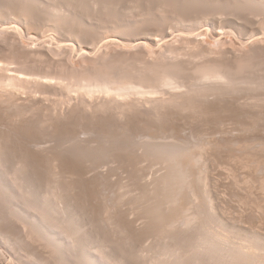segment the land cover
<instances>
[{"label": "rangeland", "instance_id": "rangeland-1", "mask_svg": "<svg viewBox=\"0 0 264 264\" xmlns=\"http://www.w3.org/2000/svg\"><path fill=\"white\" fill-rule=\"evenodd\" d=\"M5 1V0H4ZM12 1V0H11ZM27 1H28V5H30V4H32V7H31V5H30V7L27 5ZM38 1V2H37ZM60 1V0H59ZM59 1H55V0H24L23 2H22V0H13V2H10V0L8 1H5L4 3H3V0H0V68H1V70H0V79L1 80H3L2 82H6L7 83V81L6 80H8L7 79V77L8 76H11V75H14V76H19V77H21L22 79H24L25 80V85H17V86H13V85H7V84H5L4 85V83H0V153L1 154H3V152L5 151L6 153H8V155L6 154V156L8 157V161H10V162H8L6 165H7V168H11V171L13 170V168L15 169V170H13V174L11 173V175H17V174H23V173H26V169H27V172L29 171V172H31V170H32V173H33V175H35L36 173H38V175L37 176H46V178H43V180L45 181V180H47V182L45 181H43L42 180V184L43 185H41V188L43 189V190H45V191H47L46 189H55L56 188V190H53L54 192L56 191L57 193L55 194V195H53L52 197V199L53 200H55L56 199V202L58 201V199H60V195L62 196V197H64V195H67V196H70V198L71 197H75V199H74V202H75V204H77L78 205V207H76L77 208V212H79V209L80 208H82V209H80V213L82 212V214H79L81 217H82V220H84L85 218V221H82L81 220V218H80V222H82V223H80L79 221V223H78V225L79 224H81L82 226H83V224L86 222V223H88V225L85 223V225H86V229H82L81 230V235H83L82 237L80 236V238H82L83 239V237H85L84 236V234H82V232H83V230H85L86 231V233H87V229H89V230H92L91 231V233H93V234H90V231H89V233L86 235V237L87 238H90L91 236V238H90V240L89 241H91L93 238L94 239H96L95 238V234L96 233H98L100 236H102V237H105V238H111L112 240L110 241V242H112V245H114V247H115V249H117L116 250V252H117V255H121V253L122 252H124V251H126V252H124V253H129V251H127V250H125V248H127V249H129V250H131V249H134V251H135V253H136V244H138L137 243V241H138V239H140V238H136V236L137 235H139V232H141V231H139L140 229V224L143 226L144 225V227L145 226H147V224L145 225L144 223H146V222H143L142 220V222L140 221H138V223L136 222V223H133V225H131L132 227H127L126 225H125V223H123L122 222V216H123V214H124V210H125V205L123 206L122 204H124V203H122L121 204V200L119 199V198H117L116 196H117V193H118V189H120V188H118L117 189V187H119V186H121V184H119V183H123L125 180H123V181H119V180H121V177H122V179H124V175L126 174L125 172H124V169H123V174H121L122 173V170H120L121 171V173H120V171H116V170H119V168L120 169H122L123 168V166L125 165L126 166V164L125 163H127L128 161V163H130L131 161V163H134L135 161H137V159L138 158H136V160H134V159H131L130 157L132 156V154H138V153H134V150H133V153H132V150L131 149H129V150H125L124 148H119V146H121V144L122 143H124V142H126L127 140L129 141V139H127L128 137H129V135H134L135 133L137 134L138 132L137 131H140L141 132V134H142V131L144 132V134H145V132L148 130H150L151 132H148V134L149 133H151L152 135L155 133H158V136H159V134H160V132H162L165 128H166V130H164V133H165V131H166V135L168 136V137H166V140H168L167 138H169V136L170 135H172V134H168V133H171V129H172V131L174 130L175 132H177V133H175L174 135H172V137L173 136H175L176 134L178 135H180V133L182 134L180 137H183L184 138V136H185V140H195V142L194 141H191V143L193 142V143H196V141L198 142V141H200V142H203L204 141V139H205V141L204 142H207L208 144H206V145H208V147L205 145V147H206V149H207V151H205L206 149H204V154H205V156L206 155H208L209 154V156H206V157H208V158H205L206 159V161H207V165L205 166L206 168H204V164H206V163H204V162H202V163H200V164H197L196 165V163H195V167L193 166V165H191V167L193 168H189L190 170H189V172L191 171V170H193V172H194V175H193V172L192 173H190V175H191V178H193V180H192V187H193V189H194V191L196 190H198V192H196L195 191V195L197 196V199H199V200H197V206L195 207V209H198V210H200V209H203L205 206V204H204V187L206 188L207 186H209V188H206L209 192H211L212 194H211V199L213 200V204L215 205V207H216V209H217V211H216V213L217 214H211L212 215V217H213V220H214V222L215 221H218V220H215V219H219V218H222V219H224V220H222V221H224V223L225 224H228V225H226V226H229V227H234L237 231H239V233L241 234L242 233V235L245 237V238H251V235H252V232H260L259 234L260 235H262V236H264V209H261L262 207H263V205H264V194H263V190H264V183L262 184V182H260L259 183V181H261V180H263L264 179V168L262 169V166L264 167V159L262 158V154L264 153V148L263 149H260V148H262V147H264V146H261L262 144H264V139L262 140V138H264V122H263V120H264V104H261V103H264V98H260L261 100L258 102V103H253L255 100H257L256 98H247V100H246V102H244L245 101V99L244 98H239V101H241V102H239L238 101V98H237V100L236 99H232L231 98V100H230V98H217V99H215V101H214V98L213 99H209V98H207V100H205V99H203V100H199V98H198V100H197V98H195L194 100L195 101H193V99L191 98V100L189 99V98H187L186 99V101L187 100H189L190 101V103H191V101L193 102V103H191V104H189V101H187V102H185L184 100H182V104H189L188 105V109L187 108H182L181 110H180V107H182V106H180V107H178V108H175L174 110H173V113H172V111L171 110H169L168 109V112L166 111L163 115H164V119H163V121H158V120H152V118H154L155 117V115H153V113H151L152 114V116H151V114L149 113V111H148V115L146 114L147 112L144 110L143 112H141L142 110L140 109V111L138 110V111H136V113H133V112H128L127 114L125 113L124 114V116L122 115V119H117L116 117H114V115H113V109H110L111 107H109V104H110V101H112V99H113V96L112 95H109V94H103V92L101 93V92H97V90L95 91V93H92V94H87V93H84V92H81V89L83 88V81L85 82L86 80H84V79H82V77L83 76H85V74L87 73V75H91V76H93L94 74L95 75H97V74H100L101 72L103 73V72H107V71H109V70H111L110 68H115V74H116V72H117V75H120V74H122L124 71H127V70H129L130 68V70H133L134 68H135V66H141L142 67V63L144 62L145 64H146V62H147V64L148 65H151V63H154L153 65H156V67L158 68L159 67V69L161 68H163V66H164V64H165V62H166V64L167 63H169L170 62V60H173V58L172 57H174L175 55H176V53L177 52H180L181 53V51H183L182 53L183 54H181L180 56H181V58L180 57H178L177 58V61L179 60V62H183L184 64H183V66H184V71L186 70L187 72H190L191 71V73H192V67L194 66V62L195 61H197V60H199L200 59V55H198V54H203L204 55V57H201V59L203 58H208V59H210V57H211V59L213 58H218V59H220V60H223V61H226V62H231V60H232V58L234 59V57H236L237 55H238V57H241V58H243V57H245L244 59H245V62H252V60H253V62H252V64H256L257 63V65L260 63L261 65H263V61H264V57L262 58V56H264V55H261L262 53H260L259 52V49H261L260 51L261 52H263L262 50L264 49V47H262V46H264V33H263V30H264V28H263V30H261V29H258V30H256V31H260V32H262V36H261V33H258V34H256V35H253V34H251L252 35V37H249V35H250V33H251V31L252 30H254V29H257V28H259L261 25V23L260 22H262L263 20H264V14H263V10H264V7L261 9V7H260V9H261V14H262V17H263V19L261 18V16H259V15H257V14H259L258 12H254L255 14H254V16H252L251 18H249V16L248 15H250V13L251 12H249V9L247 10V7H245L244 5H241L242 6V8L241 9H239V8H237V9H239L238 11H236L235 12V9H234V13L232 12L233 11V8L232 9H228V8H225V6H227L226 4H224L223 6L222 5H220L221 6V8L219 7V6H217V7H215V8H213V4L214 3H212V5L210 4V2L209 1H212V2H214V1H218V0H209L208 2H207V0H206V8H207V5H210V6H208V8L210 9V13H208V10L206 11H202V10H204L203 8H201V7H204V5L203 6H200L201 4L200 3H198L197 5H199V7L196 5V4H194L195 2H191L190 0V4H189V1L188 0H183V1H181V0H177V1H175V0H137V3H136V0L134 1V0H114L113 2L111 1V0H61V2H59ZM78 1V2H77ZM90 1V2H89ZM92 1V2H91ZM104 1H106V5H104L105 4V2ZM108 1V2H107ZM111 1V2H110ZM118 1V2H117ZM150 1V2H149ZM166 1V2H165ZM178 1H179V3H178ZM183 2L184 4H185V2L187 3L188 2V4L189 5H191V6H189L188 7V4H186L185 5V7H184V4H182L181 2ZM224 1H227V0H223L222 2H224ZM19 2V3H18ZM26 2V5L24 4ZM51 2V3H50ZM55 3V5H54V3ZM59 2V5L57 4V3ZM65 2V3H64ZM73 2V3H72ZM76 2V3H75ZM82 2V3H81ZM94 2L97 4V5H99V6H97L96 4H94ZM103 2V4L101 5V4H99V3H102ZM124 4H123V3ZM133 2V3H132ZM176 3L177 4V7H181V8H177L176 7V5L174 4V3ZM12 5H11V4ZM30 3V4H29ZM33 3H35V4H33ZM39 3V4H38ZM47 3V4H46ZM70 3V4H69ZM81 3V4H80ZM85 3V4H84ZM89 3H91L90 5H91V8L94 10H97V11H93L90 7H87L86 6V8H87V10L89 9V10H92V11H87L86 10V8H85V5H88V6H90L89 5ZM93 3V4H92ZM108 3V4H107ZM115 3V4H114ZM120 3L122 4V5H120ZM156 3V4H155ZM164 3V4H163ZM181 3V4H180ZM197 3V2H196ZM226 3V2H225ZM10 4V5H9ZM24 4V6H21V5H23ZM53 4V5H52ZM57 4V5H56ZM79 4H80V6H79ZM82 4H84V5H82ZM109 4H111V5H109ZM162 4V5H161ZM167 4H171V6L170 5H167ZM174 4V5H173ZM192 4H194L193 5V7H192ZM215 4H218V3H216L215 2ZM16 5V6H15ZM44 5H45V7L46 8H44ZM50 5H52V6H50ZM65 5V6H64ZM72 5V6H71ZM75 5V6H74ZM77 5V6H76ZM94 5H96V6H93ZM100 5H101V7H102V9L101 8H99L100 7ZM119 5V6H118ZM131 5V6H130ZM136 5V6H135ZM147 5V6H146ZM179 5H181V6H179ZM219 5V4H218ZM7 6V7H6ZM12 6V7H11ZM27 6V7H26ZM43 6V7H42ZM48 6V7H47ZM59 8V10H58V8ZM106 6H108L110 9H108ZM128 6V7H127ZM139 6V7H138ZM158 6V7H157ZM159 6L161 7V8H159ZM182 6L184 7L183 9H182ZM197 6V8L199 9L198 11L200 12H197V8L195 9V7ZM215 6V5H214ZM24 7V9H22ZM57 8V10H58V12L57 13H51V11H55L56 9H54V8ZM117 7V8H116ZM168 7V8H167ZM172 7V8H171ZM173 7H176V8H173ZM190 7H192L193 9H191ZM224 9H223V8ZM243 7H244V9H246V10H244L243 9ZM3 9V11H2V9ZM15 8V9H14ZM18 8V9H17ZM20 8V9H19ZM31 8H32V10H31ZM35 8V9H34ZM61 8V9H60ZM75 8V9H74ZM80 8V9H79ZM107 10H106V9ZM113 10H112V9ZM115 8V9H114ZM136 8L138 9V10H136ZM144 8V9H143ZM191 10H190V9ZM205 8V7H204ZM207 8V9H208ZM218 8V9H217ZM27 9H28V11H27ZM51 9V10H50ZM53 9V10H52ZM68 10V12H66L67 10ZM73 9V10H72ZM118 9H119V11H118ZM140 9V10H139ZM163 9H165V10H163ZM168 9V10H167ZM176 9V10H175ZM187 9V10H186ZM211 9H213V10H211ZM215 9V10H214ZM221 9H223L222 11H221ZM226 9V10H225ZM236 9V10H237ZM12 10V11H11ZM18 10H20V11H18ZM22 10H25V12L27 11V13L29 12V17L27 16V13H25L24 11V13L22 12ZM42 10V11H41ZM56 10V11H57ZM63 10H65V11H63ZM120 10H122V11H120ZM127 12H126V11ZM135 10V11H134ZM160 10V11H159ZM185 10V11H184ZM193 10V11H192ZM229 10V11H228ZM16 13H15V12ZM32 11V12H31ZM45 11V13L43 14L42 12H44ZM48 13H47V12ZM75 11V12H74ZM86 11H87V13H86ZM107 11H109V12H107ZM153 11V12H152ZM159 11V12H158ZM171 11V12H170ZM184 11V12H183ZM187 11H190V12H187ZM216 11V12H215ZM218 11H221V13L223 14V13H225V14H223L222 16L226 19V21H225V19L224 18H222V16H221V13L220 12H218ZM226 11V12H225ZM227 11H228V13H227ZM231 11V12H230ZM244 11V12H243ZM13 12V13H12ZM50 12V13H49ZM72 12V13H71ZM77 12V13H76ZM96 14V16H95V14ZM111 12V13H110ZM114 12V13H113ZM116 12V13H115ZM129 12V13H128ZM134 12V13H133ZM139 12H140V14H139ZM149 12V13H148ZM162 12V13H161ZM181 12V14H179ZM185 12H187V14L185 13ZM206 12L208 13V14H206ZM214 12V13H213ZM243 12V13H242ZM246 12V13H245ZM253 12V11H252ZM19 15H18V14ZM31 13H32V16H31ZM33 13H34V15H33ZM65 15V16H62L63 14ZM86 13V14H85ZM99 13V14H98ZM110 13V14H109ZM150 13H152V15L150 14ZM169 13V14H168ZM184 14V16H182L183 14ZM212 13V14H211ZM227 13V14H226ZM230 13H232V15L230 14ZM249 13V14H248ZM6 15V17H3V16H5ZM8 14V15H7ZM20 14H22V16L20 15ZM38 14V15H37ZM49 14V15H48ZM53 14H55V15H53ZM57 14V15H56ZM58 14H61L60 16H58ZM68 14H70V16L68 15ZM73 14V17L71 16ZM74 14H76V15H74ZM90 14V15H89ZM106 14V15H105ZM112 14H113V16H112ZM116 14L117 15H120V16H116ZM123 14H124V16H123ZM126 14H127V16H126ZM144 14V15H143ZM166 14V15H165ZM175 14V15H174ZM196 14V15H195ZM235 14H237V15H235ZM238 14H240V15H238ZM243 14V15H242ZM252 14V13H251ZM46 15H48V17L46 16ZM67 15H68V17H67ZM80 15V16H79ZM172 15H174V16H172ZM195 15V16H194ZM207 15L208 16H212V18H215L214 20H215V22H214V20L213 21H210V23L208 24L206 21H203L204 19H206L207 18ZM231 15V16H230ZM234 15H235V17L237 16V17H240V18H243L242 20L240 19V18H237L236 17V19H237V22H238V24L240 25H242V21H243V25L241 26L240 25V29H241V31H243L244 29H245V25L247 26V24H245V22H244V20L247 18L248 19V21L246 20V22L248 23L249 22V19H253V20H255L254 21V23L256 22L257 24H258V27H257V24L256 25H254L253 24V22L250 24V22L248 23V25L249 26H247L248 27V31H250V33H248L247 34V36L249 37V39H248V37L246 38V35H245V32L247 31L246 29V31H244V35H242V33L243 32H241L240 31V29L237 31L236 30V28L234 29V27H232L231 25H230V22H229V24H228V20H230V19H234L235 20V17H234ZM255 15H257L258 16V18H257V16H255ZM8 16V17H7ZM26 16V17H25ZM41 16V17H40ZM46 16V17H45ZM55 16H57V17H55ZM84 16V17H83ZM91 16V17H90ZM95 16V17H94ZM116 16V17H115ZM123 16V17H122ZM137 16V17H136ZM156 16V17H155ZM165 16V17H164ZM168 16V17H167ZM176 16H178V17H176ZM192 16V17H191ZM213 16H215V17H213ZM220 16V17H219ZM228 16H230V17H228ZM242 16V17H241ZM251 16V15H250ZM20 17V18H19ZM32 17V18H31ZM53 17V18H52ZM66 17H67V19H66ZM78 17H80V18H78ZM88 17V18H87ZM120 17V18H119ZM126 17V18H125ZM151 17V18H150ZM163 17V18H162ZM182 17V18H181ZM205 17V18H204ZM210 17H208V18H210ZM234 17V18H233ZM253 17H255V19L253 18ZM26 18V19H25ZM35 18V19H34ZM46 18H47V20H46ZM56 18H58L57 20H56ZM60 18H62V20H61V23H63V24H61L59 21V19ZM74 18V19H73ZM78 18V19H77ZM83 18V19H82ZM91 18V19H90ZM102 18V19H101ZM123 18V19H122ZM133 18V19H132ZM144 18H145V20H144ZM167 18H169V19H167ZM173 18V19H172ZM178 20H177V19ZM199 18V19H198ZM202 18V19H201ZM220 18V19H219ZM230 18V19H229ZM5 19H7V20H5ZM13 19V20H12ZM43 19V20H42ZM49 19H51V22H50V20ZM65 21H64V20ZM79 19H81V21L79 20ZM99 19H101V21L99 20ZM121 21H120V20ZM127 19H129V20H127ZM182 21V20H184V23H183V21L181 22L180 20ZM228 19V20H227ZM22 20V21H21ZM29 20V21H28ZM31 20V21H30ZM39 20V21H38ZM53 20V21H52ZM115 20V21H114ZM124 20V21H123ZM134 20V21H133ZM140 20V21H139ZM148 20V21H147ZM168 20H170V21H168ZM186 20V21H185ZM194 20V21H193ZM202 20V21H201ZM223 20V21H222ZM239 20V21H238ZM241 20V21H240ZM258 22H257V21ZM262 20V21H261ZM6 21V22H5ZM19 21V22H18ZM25 21V22H24ZM57 21V22H56ZM64 21V22H63ZM69 21V22H68ZM74 21V22H73ZM77 21H79V22H77ZM91 23H89V22ZM108 21V22H107ZM113 21V22H112ZM177 21V22H176ZM188 21V23H191V24H187L186 22ZM199 23H198V22ZM218 21V22H217ZM220 21V22H219ZM8 22V23H7ZM22 22V23H21ZM27 22H29V23H27ZM65 22H66V24H65ZM71 22V23H70ZM95 22V23H94ZM141 22V23H140ZM164 22H167V23H164ZM196 22V23H195ZM205 22V23H204ZM212 22V23H211ZM215 24H214V23ZM221 22H223V23H221ZM225 22V23H224ZM240 22V23H239ZM264 22V21H263ZM11 23V24H10ZM57 23V24H56ZM67 23L69 24V25H67ZM75 23H76V25H75ZM78 23V24H77ZM95 25V27H94V25ZM115 23V24H114ZM153 23V24H152ZM155 23V24H154ZM172 23V24H171ZM180 23V24H179ZM185 25H183V24ZM193 23H194V25H193ZM198 23V24H197ZM203 23H204V25H203ZM207 23V24H206ZM217 23V24H216ZM226 23H227V25H226ZM260 23V24H259ZM27 24V25H26ZM37 24V25H36ZM80 24H85V25H83L84 26V29H83V26L82 25H80ZM89 24H90V26H91V28H90V26H89ZM101 24V25H100ZM139 24V25H138ZM159 24V25H158ZM174 24V25H173ZM182 24V25H181ZM187 24V25H186ZM220 24V25H219ZM255 26V28H253L254 26ZM263 24V26H264V23H262ZM14 25V27L15 28H13L12 26ZM27 27H26V26ZM57 25V26H56ZM69 26V28H70V26L72 27V28H68L67 26ZM93 25V26H92ZM99 25V26H98ZM142 25V26H141ZM152 25H153V27H152ZM176 25V26H175ZM195 25H197V26H195ZM212 25V26H211ZM222 25H224V27H222L221 28V26ZM260 25V26H259ZM3 26V27H2ZM9 26V27H8ZM36 26H38V27H36ZM62 26V27H61ZM75 26V27H74ZM106 26V27H105ZM138 26V27H137ZM154 26H156V27H154ZM180 26V27H179ZM188 26V28H186ZM193 26H194V29H193ZM250 26H253V27H250ZM262 26V27H263ZM26 27V28H25ZM57 27V28H56ZM59 27V28H58ZM64 27V28H63ZM78 27V29H76ZM81 27V28H80ZM88 27H89V29H93L92 31L91 30H89L88 29ZM93 27V28H92ZM104 27V28H103ZM109 27V28H108ZM124 27H125V29H124ZM133 27V28H132ZM172 27V28H171ZM176 27V28H175ZM183 27H185V28H183ZM262 27H260V28H262ZM21 29V30H19V29ZM42 28V29H41ZM48 28V29H47ZM52 28H54V29H52ZM62 28V29H61ZM96 28V29H95ZM160 28V29H159ZM168 28V29H167ZM179 28V29H178ZM191 28V29H190ZM215 28V29H214ZM221 29V33L219 32V34H217V32L218 31H220V29ZM224 28V29H223ZM226 28V29H225ZM230 28H232V30H230ZM251 28V29H250ZM10 29V30H9ZM28 29V30H27ZM44 29L46 30V32L44 31ZM57 29H60V30H57ZM104 29V30H103ZM108 29V30H107ZM115 29V30H114ZM126 29H128V31L126 30ZM135 29V30H134ZM147 29V30H146ZM166 29V30H165ZM219 29V30H218ZM243 29V30H242ZM18 30V31H17ZM72 31L71 33H70V31ZM74 30V31H73ZM77 30V31H76ZM84 32H83V31ZM86 30V31H85ZM89 30V31H88ZM97 32H96V31ZM113 30V31H112ZM124 30V31H123ZM134 30V31H133ZM138 32H137V31ZM141 31V33H140V31ZM158 30V31H157ZM163 30V31H162ZM177 30H179L178 32H177ZM190 30V31H189ZM209 30V31H208ZM211 30V31H210ZM224 30V31H223ZM226 30V31H225ZM230 30V31H229ZM20 31V32H19ZM39 31V32H38ZM44 31V34L42 33V32ZM62 31H63V33H62ZM76 31V32H75ZM91 31V32H90ZM112 31V32H111ZM121 31V32H120ZM130 31V32H129ZM131 31H132V33H131ZM161 31V32H160ZM193 31H195V32H193ZM199 31V32H198ZM234 31V32H233ZM239 31H240V34H239ZM247 31V32H248ZM22 32V33H21ZM36 32V33H35ZM82 32V33H81ZM93 32V33H92ZM95 32V33H94ZM110 32V33H109ZM126 32V33H125ZM149 32H151V33H149ZM163 32H165L166 34V36L164 35V33ZM185 32V33H184ZM191 32H193V33H191ZM208 32H210V33H208ZM216 32V33H215ZM226 32H229V33H226ZM29 33H30V35H29ZM78 33V34H77ZM80 33V34H79ZM84 33V34H83ZM100 33V34H99ZM101 33H102V35H101ZM119 34L117 37H112V35H115V34ZM122 33L125 35H122ZM143 33V34H142ZM148 33V34H147ZM173 33V34H172ZM179 33V34H178ZM196 33V34H195ZM204 33V34H203ZM235 33H236V35H235ZM2 34V35H1ZM71 34H73V35H71ZM77 34V35H76ZM82 34V35H81ZM87 36H86V35ZM89 34V35H88ZM98 34V35H97ZM111 34V35H110ZM129 34H130V36H129ZM139 34V35H138ZM160 34V36H159V38H158V35ZM177 34V35H176ZM193 34V35H192ZM200 34V35H199ZM207 34V35H206ZM221 34L223 35V36H221ZM227 34H229V35H227ZM29 37H28V36ZM44 35V36H43ZM54 35V36H53ZM62 37H61V36ZM74 35H75V37H74ZM80 35V36H79ZM91 35H94V36H91ZM108 36L109 35V37H106V36ZM133 35L135 36V37H133ZM137 35V36H136ZM153 35V36H152ZM162 35V36H161ZM164 35V36H163ZM172 35H173V37H172ZM201 35H203L202 37H201ZM235 35V36H234ZM238 35H240V36H238ZM250 35V36H251ZM23 36V37H22ZM31 36V37H30ZM51 36V37H50ZM58 36V37H57ZM72 38H71V37ZM77 36H78V39H77ZM84 38H83V37ZM89 36V37H88ZM97 36V37H96ZM102 36V37H101ZM142 36V37H141ZM144 36V37H143ZM150 36H152V39L150 38V39H148ZM171 36V37H170ZM212 36H213V38H212ZM242 36H244V37H242ZM255 36V38H253ZM257 36V37H256ZM259 36L261 37V39L259 38ZM35 37V38H34ZM39 37V38H38ZM49 37H50V39H49ZM54 37V38H53ZM95 37V38H94ZM126 37V38H125ZM132 37V39H130ZM157 37V38H156ZM162 37V38H161ZM168 37V38H167ZM187 37V38H186ZM220 37V38H219ZM240 37V38H239ZM31 38V39H30ZM45 38V39H44ZM57 38V39H56ZM76 38V39H75ZM81 38V39H80ZM117 38V39H116ZM156 38V39H155ZM164 38V39H163ZM204 40H203V39ZM209 38V39H208ZM216 38H218V39H216ZM252 38V39H251ZM259 39V42H258V40L257 39ZM54 39V40H53ZM75 39V40H74ZM100 39V40H99ZM101 39H103V40H101ZM158 39V40H157ZM167 39V40H166ZM206 39H207V41H206ZM215 39V40H214ZM244 39V40H243ZM246 39V40H245ZM263 39V40H262ZM36 40V41H35ZM93 40V41H92ZM99 40V41H98ZM110 40V41H109ZM154 40V41H153ZM241 40V41H240ZM248 40V41H247ZM250 40V41H249ZM260 40H261V42H260ZM58 41V42H57ZM69 41V42H68ZM86 41V42H85ZM96 42V44H95V42ZM99 42V44H98V42ZM106 41V42H105ZM123 41V42H122ZM140 41V42H139ZM151 41V42H150ZM199 41V42H198ZM209 41V42H208ZM218 41V42H217ZM246 42V43H243V42ZM24 42V43H23ZM35 42V43H34ZM101 42H102V44H101ZM104 42V43H103ZM115 42V43H114ZM175 42V43H174ZM213 42H215V43H213ZM241 42V43H240ZM59 43V44H58ZM66 43H68V44H66ZM71 43V44H70ZM94 43V44H93ZM117 43V44H116ZM124 43V44H123ZM127 43V44H126ZM152 43V44H151ZM170 43V44H169ZM181 43V44H180ZM224 43V44H223ZM262 43V44H261ZM48 44V45H47ZM61 44V45H60ZM81 44V45H80ZM126 44V45H125ZM217 44V45H216ZM221 44V45H220ZM252 44V45H251ZM15 45V46H14ZM31 45V46H30ZM33 45V46H32ZM53 45V46H52ZM59 46L58 48H57V46ZM64 45V46H63ZM91 45H93V46H91ZM100 45V46H99ZM106 45H108V46H106ZM158 47H157V46ZM181 45V46H180ZM186 45H187V47H186ZM259 45H261V47L259 48ZM28 46V47H27ZM35 46V47H34ZM56 46V47H55ZM62 46V47H61ZM82 46V47H81ZM134 46V47H133ZM137 46V47H136ZM177 46V47H176ZM215 46V47H214ZM65 47V48H64ZM70 47H71V51H70ZM126 47V48H125ZM133 47V48H132ZM154 47H155V49H154ZM159 47H161V48H159ZM165 47V48H164ZM194 47V48H193ZM218 47V48H217ZM224 47V48H223ZM227 47V48H226ZM249 47V48H248ZM50 48H51V50H50ZM57 48V49H56ZM62 48V49H61ZM82 48V49H81ZM183 50H182V49ZM191 48V49H190ZM229 48V49H228ZM258 48V50H256ZM48 49V50H47ZM60 49H61V51H60ZM64 49V50H63ZM77 49V50H76ZM87 49V51H88V53L87 52H85V50ZM93 49V50H92ZM131 49V50H130ZM180 49V50H179ZM186 49V50H185ZM188 49V50H187ZM252 49V50H251ZM253 49L255 50L254 52V54L256 55V53H257V56L258 57H256V58H254L255 57V55L254 56H252V54H253ZM27 50V51H26ZM57 50H59V51H57ZM84 50V51H83ZM153 50V51H152ZM169 50V51H168ZM201 50V51H200ZM237 50V51H236ZM96 51V52H95ZM126 51V52H125ZM171 51V52H170ZM190 51V52H189ZM199 53H198V52ZM213 51V52H212ZM228 51V52H227ZM233 51V52H232ZM252 51V52H251ZM256 51H258V52H256ZM59 52V53H58ZM85 52V53H84ZM101 52V53H100ZM149 52V53H148ZM166 52V53H165ZM167 52L169 53V56H168V54H167ZM251 52V53H250ZM49 53H52V54H49ZM57 53H58V56H57ZM81 53V54H80ZM155 53V55H153ZM198 53V54H197ZM217 53H218V56H217ZM264 53V52H263ZM2 54V55H1ZM53 54H55L54 56H53ZM62 54L64 55L63 57H61L62 56ZM76 54V55H75ZM86 55V57H85V55ZM90 54V55H89ZM94 54V55H93ZM151 56H150V55ZM189 54V55H188ZM206 54H208L209 56L207 57L206 56ZM225 54H226V56H225ZM229 54V55H228ZM242 54V55H241ZM14 55V56H13ZM68 55H70V57L68 56ZM163 55V56H162ZM183 55H185V57L183 56ZM191 55V56H190ZM192 55H193V57H192ZM234 55V56H233ZM259 55H260V57H259ZM57 56V58H55ZM78 56H79V58H78ZM95 56V57H94ZM166 56V57H165ZM190 56V57H189ZM196 57V59H195V57ZM206 56V57H205ZM228 56V57H227ZM243 56V57H242ZM249 56H252V58L250 59L249 58ZM58 57H61V58H58ZM68 59H67V58ZM72 57V58H71ZM76 57V58H75ZM135 57V58H134ZM137 57V58H136ZM152 59H151V58ZM164 57V58H163ZM169 57V58H168ZM199 57V58H198ZM224 57V58H223ZM232 57V58H231ZM148 58H150V59H148ZM165 58H166V60H165ZM183 58V59H182ZM192 58V59H191ZM227 60H226V59ZM2 59H3V62H4V64H3V62H2ZM108 59V60H107ZM109 59H110V61H109ZM129 59V60H128ZM185 59V60H184ZM191 59V60H190ZM249 59V60H248ZM263 59V60H262ZM7 60H8V62H7ZM117 60V61H116ZM126 60V61H125ZM132 60V61H131ZM149 60V61H148ZM151 60V61H150ZM160 60H162L161 62H160ZM168 60H169V62H168ZM187 60V61H186ZM188 60H190L191 62H192V64H190L191 62H189ZM260 60V61H259ZM146 61V62H145ZM256 61V62H255ZM82 62V63H81ZM124 64H123V63ZM142 62V63H141ZM164 62V63H163ZM187 62H189V63H187ZM11 63H13L14 65H12ZM108 63V64H107ZM127 63H129V64H127ZM131 63V64H130ZM156 63V64H155ZM4 66H3V65ZM9 64V65H8ZM20 64V65H19ZM82 66H80V65ZM111 64V65H110ZM144 64V65H145ZM259 64V65H260ZM16 65H18V66H16ZM107 65V66H106ZM127 66V68H126V66ZM132 65V66H131ZM143 65V66H144ZM193 65V66H192ZM260 65V66H261ZM9 66V67H8ZM79 66V67H78ZM106 66V67H105ZM120 66V67H119ZM131 66V67H130ZM161 66V67H160ZM186 66V67H185ZM256 66V65H255ZM264 66V65H263ZM262 66V67H263ZM12 67V68H11ZM14 67V68H13ZM101 67V68H100ZM134 67V68H133ZM3 68V69H2ZM4 68H6L5 70H4ZM97 68L99 69L98 71H97ZM127 70H126V69ZM129 68V69H128ZM133 68V69H132ZM138 68V67H137ZM187 68V69H186ZM190 68V70H188ZM108 69V70H107ZM4 70V71H3ZM93 70V71H92ZM107 70V71H106ZM135 70V69H134ZM6 71V72H5ZM9 71V72H8ZM96 71V72H95ZM114 71V70H113ZM186 71H185V74H183L184 75V77H182V79L183 80H185L186 78H188L189 77V75L191 76V74H189L188 73V76L186 75ZM2 72V73H1ZM11 72V73H10ZM15 72V73H14ZM92 72V73H91ZM262 72H264V71H262ZM5 73H7V74H5ZM9 73V74H8ZM24 73V74H23ZM89 73V74H88ZM101 73V74H102ZM32 74V75H31ZM38 74V75H37ZM264 74V73H263ZM22 75V76H21ZM30 77H29V76ZM34 75V76H33ZM41 75V76H40ZM94 75V76H95ZM28 76V77H27ZM33 76V77H32ZM93 76V77H94ZM186 76V77H185ZM32 77V78H31ZM39 77H41V78H39ZM46 77V79H42V78H45ZM49 77H51V78H49ZM92 77V78H93ZM96 77V76H95ZM95 77L93 78V79H95ZM26 78V79H25ZM28 78H29V80H28ZM40 80H39V79ZM47 78H48V80H47ZM136 78V77H135ZM191 78V77H190ZM189 78V79H190ZM5 79V80H4ZM58 79V80H57ZM79 79V80H78ZM137 79V78H136ZM189 79H186L185 81L186 82H188L189 81ZM56 80V81H55ZM53 81V82H52ZM137 81H138V79H137ZM34 82V83H33ZM79 82V83H78ZM87 82V81H86ZM24 83V82H23ZM81 83V84H80ZM2 84V85H1ZM31 84H33V85H31ZM35 84V85H34ZM65 84V85H64ZM74 84V85H73ZM41 85V86H40ZM49 85V86H48ZM58 85V86H57ZM79 85H81L80 87H79ZM8 86V87H7ZM10 86V87H9ZM19 86V87H18ZM45 88H44V87ZM75 89H74V88ZM82 87V88H81ZM14 88V89H13ZM51 88V89H50ZM61 88H63V90H61ZM73 88V89H72ZM25 89H27L26 91H25ZM60 89V90H59ZM77 89V90H76ZM8 90V91H7ZM31 90V91H30ZM68 90H69V92H68ZM1 91H2V93H1ZM4 91V92H3ZM28 91V92H27ZM70 91H71V93H70ZM79 92L78 94H77V92ZM83 91V90H82ZM43 92H44V94H43ZM46 92V93H45ZM64 92V93H63ZM97 92V93H96ZM5 93V94H4ZM38 93V94H37ZM3 94V95H2ZM35 94H36V96H35ZM42 94H43V96H42ZM64 94V95H63ZM69 94V95H68ZM95 95V97H94V95ZM39 95V96H38ZM80 96V97H78V96ZM92 95V96H91ZM103 95H105V96H103ZM137 95V94H136ZM136 95H135V97H136ZM140 95H142V94H138L137 96H140ZM3 96V97H2ZM38 96V97H37ZM50 96V97H49ZM64 96V97H63ZM67 96V97H66ZM82 96V97H81ZM83 96H85V97H83ZM88 96V97H87ZM90 96V97H89ZM102 96H103V98L104 99H102ZM106 96H108V97H110L111 99H109L108 97H106ZM11 97V98H10ZM16 97V98H15ZM40 97V98H39ZM45 97H47L46 99H44ZM98 97V98H97ZM59 98V99H58ZM75 98V99H74ZM87 98V99H86ZM96 98V99H95ZM14 99V100H13ZM22 99V100H21ZM33 99V100H32ZM71 99V100H70ZM84 101H83V100ZM102 99V100H101ZM110 101H109V100ZM241 99V100H240ZM244 99V101H242ZM250 101H249V100ZM35 100V101H34ZM36 100H37V102H36ZM51 100V101H50ZM59 100L60 101H62V104H61V102L59 103ZM81 102H80V101ZM86 100H88V101H86ZM93 100V101H92ZM96 102H95V101ZM109 101V103H108V101ZM223 100V101H222ZM225 100H226V102H225ZM228 100V101H227ZM76 101V102H75ZM199 101V102H198ZM202 101H203V105H202ZM234 101V102H233ZM248 101V102H247ZM34 102H36V105H38V106H35L34 104ZM58 102V103H57ZM78 102V103H77ZM83 102V103H82ZM90 102H93V103H90ZM99 102V103H98ZM101 102V103H100ZM104 102V103H103ZM107 102V104H108V107H106L107 106V104L105 105V103ZM184 102V103H183ZM196 102H198V103H196ZM214 102V103H213ZM217 102H218V104H217ZM221 102H222V104H221ZM230 102V103H229ZM257 102V101H256ZM261 102V103H260ZM11 103V104H10ZM24 103V104H23ZM33 103V104H32ZM42 103V104H41ZM77 105H76V104ZM86 103V104H85ZM89 105H88V104ZM207 103V104H206ZM237 103V104H236ZM245 103H247L246 105H245ZM30 104V105H29ZM44 104V105H43ZM50 104V105H49ZM66 104V105H65ZM83 104V105H82ZM93 105V107H92V105ZM104 105L105 107V109H106V112L105 113H103V106H101V105ZM209 104H211V105H209ZM224 104V105H223ZM241 104V105H240ZM242 104L244 105V106H242ZM249 104V105H248ZM9 105H11V106H9ZM52 105V106H51ZM80 105V106H79ZM81 105H82V107H84V108H82L81 107ZM99 105V106H98ZM194 105V106H193ZM196 105H197V107H196ZM207 107H205V106ZM208 105L210 106L209 108H208ZM223 105V106H222ZM251 105H252V108H250L251 107ZM258 105V106H257ZM15 106H18V107H15ZM54 106H56V108L54 107ZM74 106H77V107H74ZM86 106V107H85ZM184 106V105H183ZM192 106V107H191ZM216 106V107H215ZM235 106V107H234ZM239 106H241V107H239ZM249 106V107H248ZM263 106V107H262ZM12 107V108H11ZM26 107V108H25ZM36 107V108H35ZM58 107H59V109H58ZM90 107V108H89ZM99 107V108H98ZM200 108V110H199V108ZM201 107H203V108H201ZM205 107V108H204ZM213 107V108H212ZM219 107V108H218ZM225 107V108H224ZM238 107V108H237ZM247 109H246V108ZM253 107H255V109L253 108ZM256 107H258V108H256ZM15 108V109H14ZM29 108V109H28ZM35 108V109H34ZM78 108H79V110H78ZM98 110H97V109ZM102 108V109H101ZM108 108V109H107ZM223 108V109H222ZM235 110H234V109ZM7 109V110H6ZM10 109V110H9ZM18 109V110H17ZM19 109H20V112H19ZM41 109V110H40ZM52 109V110H51ZM56 109H57V112H55V114L53 113L54 111H56ZM66 109V110H65ZM74 111H73V110ZM91 109V110H90ZM97 111H96V110ZM104 109V110H105ZM192 109V110H191ZM195 109V110H194ZM197 109V110H196ZM202 109H204L203 111H202ZM220 110V112H219V110ZM222 109V110H221ZM224 109H226V111L224 110ZM228 109L230 110V111H228ZM262 109H263V111H262ZM11 110H13V111H11ZM54 110V111H53ZM59 110V111H58ZM65 110V111H64ZM76 110H77V112H76ZM86 110H88V112L86 111ZM93 110H95V111H93ZM177 110V111H176ZM178 110H179V114L181 113V112H183V113H185V114H183V113H181L180 114V116H179V114H178ZM183 110V111H182ZM254 110H256V111H254ZM10 113H9V112ZM25 111V112H24ZM30 111V112H29ZM31 111H33V113H31ZM53 111V112H52ZM66 111H68V112H66ZM108 111V112H107ZM112 111V112H111ZM187 111H188V113H187ZM191 111V112H190ZM192 111H194V113L192 112ZM218 111V112H217ZM238 111V112H237ZM252 111V112H251ZM17 112V113H16ZM39 112V113H38ZM59 112H62V114H60ZM139 112V113H138ZM146 112V113H145ZM178 114V116L176 117L175 116V114L176 113ZM196 112V113H195ZM208 114H207V113ZM211 112V113H210ZM217 114H216V113ZM223 112H224V114H223ZM227 112V113H226ZM240 112V113H239ZM247 112V113H246ZM254 112H255V114H254ZM261 112V113H260ZM13 113V114H12ZM19 113V114H18ZM37 113V114H36ZM59 113V114H58ZM66 113V114H65ZM72 113V114H71ZM103 113V114H102ZM145 113V114H144ZM219 113H221V114H219ZM246 113V114H245ZM15 114V115H14ZM35 114V115H34ZM44 114V115H43ZM48 114L49 115H52V116H49V118H48ZM58 114V115H57ZM76 114H79V115H76ZM84 114V115H83ZM90 116H89V115ZM111 114V115H110ZM118 114H119V112H118ZM170 114V115H169ZM193 114V115H192ZM199 114V115H198ZM202 114H204V116L202 115ZM207 114V115H206ZM223 114V115H222ZM227 114V115H226ZM248 114V115H247ZM250 114V115H249ZM252 114V115H251ZM257 114V115H256ZM33 115V116H32ZM38 115V116H37ZM130 115V116H129ZM138 115H140V117L138 116ZM145 115V116H144ZM151 117H150V116ZM165 115L167 116V117H165ZM191 115V116H190ZM194 115H195V118H194ZM201 115V116H200ZM209 115V116H208ZM221 115V116H220ZM230 115V116H229ZM236 117H235V116ZM239 115H241V117L239 116ZM259 115V116H258ZM36 116V117H35ZM58 116H60L59 117V119L57 118V119H54V117H58ZM71 116V117H70ZM73 116V117H72ZM80 116V117H79ZM83 116V117H82ZM117 116V115H116ZM147 116H148V118H147ZM188 117L189 116V118H186V117ZM205 116H207V117H205ZM232 116V117H231ZM5 117V118H4ZM18 117H20V118H18ZM34 119H33V118ZM52 117V118H51ZM62 117V118H61ZM65 117V118H64ZM77 117H78V119H77ZM85 117V118H84ZM94 117V118H93ZM130 117V119H128ZM144 117V118H143ZM174 117L176 118V120H174ZM196 117H198V118H196ZM201 117V118H200ZM219 117H220V119H219ZM225 117V118H224ZM247 117H249V118H247ZM263 117V118H262ZM16 118V119H15ZM73 118V119H72ZM88 118V119H87ZM94 120H93V119ZM107 118V120H105ZM112 118V119H111ZM121 118V117H120ZM139 118V119H138ZM142 118V119H141ZM147 118V119H146ZM163 118V117H162ZM192 118H193V120H192ZM207 118V119H206ZM209 118V119H208ZM230 118V119H229ZM30 119V120H29ZM46 119H48V120H46ZM54 119V120H53ZM63 119V120H62ZM69 119H70V121H72V122H70L69 121ZM104 119V120H103ZM116 119V120H115ZM136 119V120H135ZM144 119V120H143ZM150 119V120H149ZM180 119H182V120H180ZM198 119H201V120H198ZM225 119V120H224ZM228 119V120H227ZM232 119H233V121H232ZM235 119V120H234ZM242 119V120H241ZM244 119H246V120H244ZM263 119V120H262ZM25 122H24V121ZM49 120H51V121H49ZM75 120V121H74ZM81 120V121H80ZM85 120V121H84ZM91 120V121H90ZM118 120V122L123 126V123L125 122V128L124 127H122L118 122H116ZM122 120V121H121ZM141 120H143V121H141ZM162 120V119H161ZM196 120H198L197 122H196ZM238 120V121H237ZM254 120V121H253ZM13 121V122H12ZM21 121V122H20ZM23 121V122H22ZM37 121V122H36ZM109 121V122H108ZM121 121V122H120ZM140 121L141 122H143V123H140ZM153 121V122H152ZM159 123H158V122ZM167 123H166V122ZM189 121V123H187L188 125H185L184 126V124H186V122H188ZM218 121H222V122H224V123H226V124H224V127L226 128L225 129V132L226 133H223L222 131H220V133L221 134H219V135H222V136H220V137H218L219 135H216L215 136V134H218L219 133V131L218 132H216V130H214L215 128H216V126L217 125H219V122ZM228 121H229V123H228ZM256 121V122H255ZM18 122V123H17ZM33 122V123H32ZM40 122V123H39ZM50 124H49V123ZM80 122V123H79ZM106 122V123H105ZM149 122H150V124H149ZM156 122V123H155ZM164 122V123H163ZM178 122V123H177ZM184 122V123H183ZM191 122V123H190ZM200 122V123H199ZM202 122V123H201ZM216 122H218V124L216 123ZM232 122V123H231ZM258 122V123H257ZM263 122V123H262ZM6 123V124H5ZM9 123V124H8ZM26 123V124H25ZM30 123H31V125H30ZM51 123H52V125H51ZM54 123V124H53ZM58 123V124H57ZM70 123V124H69ZM72 123H74L73 125H72ZM91 123V124H90ZM104 123V124H103ZM108 123V124H107ZM112 123V125L110 126V124ZM126 123H127V125H126ZM133 124V126H132V124ZM142 125H140V124ZM165 124V128L163 129L162 127H164V125L163 124ZM237 123V124H236ZM243 123V124H242ZM245 123V124H244ZM262 123V124H261ZM29 124V125H28ZM42 124V125H41ZM46 124V125H45ZM48 124V125H47ZM90 124V125H89ZM94 124V125H93ZM97 124V125H96ZM157 124V125H156ZM168 124H169V127H168ZM192 124V125H191ZM194 124V125H193ZM200 124V125H199ZM207 124V125H206ZM210 124V125H209ZM217 124V125H216ZM228 124H230V126H234V127H230ZM236 124V125H235ZM239 124V125H238ZM254 124H255V126H254ZM3 125H5V126H3ZM12 125V126H11ZM27 125H28V127H27ZM36 125H38V126H36ZM40 125V126H39ZM63 125V126H62ZM78 127H77V126ZM92 125V126H91ZM99 125H101V126H99ZM103 125H104V127H103ZM121 126V127H119V126ZM147 125H149V127L147 126ZM153 126V128H154V125H155V128H154V130H153V128H151L152 126ZM174 125V126H173ZM204 125H205V127L206 126H208V127H204ZM214 127H213V126ZM258 125V126H257ZM263 125V126H262ZM25 126V127H24ZM37 128H36V127ZM44 128H43V127ZM47 126V127H46ZM52 126V127H51ZM68 126V127H67ZM84 128H83V127ZM86 126V127H85ZM95 126H96V128L98 129V132H97V129L95 128ZM108 126V127H107ZM113 126V127H112ZM127 126V127H126ZM139 126V127H138ZM144 126V127H143ZM229 126V127H228ZM244 126V127H243ZM7 127V128H6ZM30 127H32V128H30ZM40 127V128H39ZM87 127H89V128H87ZM115 127H117V129L115 128ZM132 129H131V128ZM174 127V128H173ZM177 127V128H176ZM182 127H183V129L184 130H182ZM197 127V128H196ZM202 127V130L200 129ZM212 127V128H211ZM239 128V130H237L238 128ZM251 127V128H250ZM253 127V128H252ZM6 128V129H5ZM8 128H10V130H8ZM22 128V129H21ZM34 128V129H33ZM46 128V129H45ZM51 128H52V130L53 129H55V130H51ZM114 129V130H112V129ZM120 128H122V129H120ZM124 128V129H123ZM129 128V129H128ZM142 128V129H141ZM159 128V129H158ZM163 130H162V129ZM170 128V129H169ZM181 128V129H180ZM187 128V129H186ZM227 128L229 129V130H227ZM232 128V129H231ZM236 128V129H235ZM250 128V129H249ZM5 129V130H4ZM28 129H29V131H28ZM87 129V130H86ZM94 130L95 131V133H94V131H92V130ZM96 129V130H95ZM100 129V130H99ZM120 129V130H119ZM131 129V130H130ZM135 129H136V131H135ZM152 129V130H151ZM155 129H157V130H155ZM237 130V131H235V130ZM262 129V130H261ZM12 130V131H11ZM44 130V132H42ZM48 130V131H47ZM76 130H80V131H87L89 134L87 135V134H83L82 136H84V135H86L87 137H89V136H91V137H89V138H87V141H88V143H87V141L86 142H82V144H81V142H80V144H81V147H82V145L85 143L87 146L89 145V146H92L91 144H94V143H97V145H93L94 147L96 146V148L97 147H100V148H102L101 146H99L98 144L100 143V145L102 144V145H104L103 144V142L101 141V139H99L101 136H102V130H106V132L108 131H112V134H114L115 133V137H116V135H121L122 133H124V138L122 137V139H118V136L116 137V138H114V135H113V138L112 139H114V141L112 142L114 145H117V147H115L114 148V145H110L111 147H109V145L108 146H104V147H107L108 148V150H110V148H111V150H112V152L111 151H109L110 153H111V155L113 156V158H115V161L117 162V164H113V163H109V162H107V160H108V156L106 155V157H105V153H103L102 151V154H101V152H99L100 154L99 155H101L100 156V158L97 156L96 157V153H94L93 154V152L94 151H98V150H94L95 148L92 146V150H94V151H92V150H90V148H89V156H87L86 155V157H84V153H82L83 155H81V157H79L80 155H79V153H77V152H75L76 150V148L78 147L77 145V147H73V146H71V145H74V142L73 143H70V142H66L67 140L69 141V139H72V137H69L70 135L72 136L74 133H75V131ZM90 130H91V132H90ZM116 130V131H115ZM122 130H125V131H122ZM127 130H130L129 132L127 131ZM145 130V131H144ZM159 130V131H158ZM160 130H162V131H160ZM169 130V132H167ZM190 130V131H189ZM197 130V131H196ZM199 130V131H198ZM210 130V131H209ZM213 130V131H212ZM230 130H231V132H230ZM234 130V131H233ZM20 131V132H19ZM72 131V132H71ZM74 131V132H73ZM100 131H101V134H99L100 133ZM113 131H115V132H113ZM120 131V132H119ZM122 131V132H121ZM134 131H135V133H134ZM154 131V132H153ZM188 131V132H187ZM192 131H193V133H192ZM228 131V132H227ZM239 131V132H238ZM240 131H242V132H240ZM253 131V132H252ZM8 132H10V133H8ZM13 132V133H12ZM23 132V133H22ZM38 132H39V134H38ZM62 132H64V133H62ZM67 132V133H66ZM77 132V131H76ZM125 132H126V134H125ZM139 132V133H140ZM184 132V133H183ZM190 132V133H189ZM196 132H198L197 134H196ZM201 132V133H200ZM205 133L206 132V134H203V133ZM209 132V133H208ZM213 132V133H212ZM253 133V135L252 134H250V133ZM256 132V133H255ZM258 132V133H257ZM8 133V134H7ZM16 133V134H15ZM22 133V134H21ZM25 133V134H24ZM52 133V134H51ZM70 133H73V134H70ZM96 133H97V135H96ZM118 133V134H117ZM119 133H121V134H119ZM131 133V134H130ZM147 133V132H146ZM164 133H163V135H161V137L163 136V140L165 139V137H164ZM212 133V134H211ZM234 133H236V134H234ZM15 134V135H14ZM30 134V135H29ZM43 134V135H42ZM44 134H45V136H44ZM49 134H51V135H49ZM55 134V135H54ZM68 134H70V135H68ZM91 134V135H90ZM94 134H95V137H94ZM128 134V135H127ZM136 134H135V136H136ZM144 134H142V135H144ZM148 134H146V135H148ZM183 134H185V135H183ZM191 134H193V135H191ZM223 134H224V136H223ZM228 134H230L229 136H228ZM234 134V135H233ZM238 134V135H237ZM33 137H32V136ZM36 135H38V136H36ZM48 135V136H47ZM65 135V136H64ZM100 135V136H99ZM127 135V136H126ZM140 135V134H139ZM139 135H138V137H139ZM176 135V137H178ZM187 135V136H186ZM190 136V138L189 139H186V138H188L189 136ZM196 135V136H195ZM200 135H203V136H200ZM205 135V136H204ZM213 135V136H212ZM251 135V136H250ZM3 136V137H2ZM9 136V137H8ZM64 136V137H63ZM127 138H126V137ZM154 136V135H153ZM157 136V135H156ZM155 136V137H156ZM192 136V137H191ZM209 136V137H208ZM232 136H233V138L234 139H232ZM237 137V138H235V137ZM239 136V137H238ZM14 137V138H13ZM17 137H18V139H17ZM35 137V138H34ZM68 137V138H67ZM120 137V136H119ZM133 137V136H132ZM141 137V136H140ZM139 137V138H140ZM160 137V138H161ZM171 137V138H172ZM194 137V138H193ZM199 139H198V138ZM202 137V138H201ZM208 137V138H207ZM223 139H222V138ZM226 137V138H225ZM229 137H231V138H229ZM243 137V138H242ZM248 137V138H247ZM253 137H257L256 139L257 140H262V142H261V140H260V142L259 141H256V139H254L253 141L254 142H256V144L259 142V144L260 143H262V144H260L259 146H258V144H257V146H258V152H256L257 151V149L254 147L256 144L255 143H253V142H251L252 140L251 139H253ZM260 137V138H259ZM12 140H10V139ZM43 138V139H42ZM49 138V139H48ZM52 138V139H51ZM54 138V139H53ZM58 140H57V139ZM64 138H66V139H64ZM95 138V139H94ZM126 138V139H125ZM131 138V137H130ZM137 138V137H136ZM157 139H158V137H156ZM160 138H159V140H160ZM193 138V139H192ZM211 138H213V140L211 139ZM216 140H215V139ZM218 138H220V139H218ZM245 138V139H244ZM10 140L9 142L8 141H6V140ZM30 139V140H29ZM34 139V140H33ZM90 139H92V140H90ZM99 139V140H98ZM138 139V138H137ZM136 139V140H137ZM162 139V138H161ZM170 139V138H169ZM201 139V140H200ZM208 139V140H207ZM210 139V140H209ZM237 139V140H236ZM247 139H249L250 140V142H249V140H247ZM26 140V141H25ZM39 140H40V142H39ZM50 142H49V141ZM91 142H90V141ZM94 140H95V142H94ZM120 140V141H119ZM124 140V141H123ZM203 140V141H202ZM219 140V141H218ZM242 140V141H241ZM244 140L245 141H247V142H244ZM15 141V142H14ZM31 141H33V142H31ZM38 141V142H37ZM45 141V142H44ZM47 141V142H46ZM55 141V142H54ZM63 141H65V143L67 144V146H64V145H66ZM71 142H72V140H70ZM99 143H98V142ZM118 141V142H117ZM122 141V142H121ZM208 141H210L211 142V144L213 143V144H215V143H217V142H219V143H221V144H219V143H217V144H215L216 146H217V149L216 148H213L212 149V147H215V145H211L210 144V142H208ZM239 141V142H238ZM3 142V143H2ZM30 142L32 143V144H30ZM42 142V143H41ZM54 142V143H53ZM90 142V143H89ZM102 142V143H101ZM115 142V143H114ZM239 143V145H241V144H243V146H239V145H237L238 143ZM9 143V144H8ZM12 143V144H11ZM28 143V144H27ZM34 143V144H33ZM36 143V144H35ZM40 143H41V145H40ZM49 144V145H46V146H49L48 147V149L47 148H45L46 146H45V144ZM56 143H58V144H56ZM116 143H119V144H116ZM225 143H226V145H225ZM233 143V144H232ZM247 143V144H246ZM2 144V145H1ZM5 144H7V146L5 147ZM17 145L18 144V146H15V145ZM19 144H21V145H19ZM30 144V145H29ZM43 144V145H42ZM84 144V145H85ZM232 144V145H231ZM245 144L247 145V146H245ZM248 144H250V145H253V147H251V146H249ZM26 145V146H25ZM34 145V146H33ZM44 146V147H41L40 148V146ZM52 147H51V146ZM58 147H57V146ZM61 147H60V146ZM79 145V144H78ZM83 145V146H84ZM86 145L84 146V148L85 149H87L88 147H86ZM210 145V146H209ZM224 145V146H223ZM20 146V147H19ZM37 146V147H36ZM62 146H64V148L66 147L67 148V150L69 149V147H70V149H71V152L74 150V152H72L73 154H74V156H73V154L72 153H69L70 152V149L68 150V151H65V152H63L65 149H63V147ZM69 146V147H68ZM80 146V145H79ZM112 146H113V148H112ZM212 146V147H211ZM222 146V147H221ZM231 146V147H230ZM234 146L235 147H237V148H235L234 149ZM239 146V147H238ZM245 146V147H244ZM22 149V151H23V153H22V151L19 149ZM36 147V149H35V151H34V148ZM58 149H56V148ZM81 147H79L78 149H81L80 151L82 152V150H83V148H81ZM221 147V148H220ZM224 147V148H223ZM226 147V148H225ZM241 147V149H239ZM242 147H244V148H242ZM246 147H249L250 148V150L252 151H248V148H246ZM260 147V148H259ZM3 148H5L4 150H3ZM61 148V149H60ZM213 150L212 152H211V150ZM228 148H229V151H228ZM251 148H254V149H256V150H254V149H251ZM10 149V151H8ZM17 149V150H16ZM31 149V150H30ZM37 149H39V150H37ZM45 149V150H44ZM60 149V150H59ZM85 149L83 150V151H85ZM116 149V150H115ZM122 150V152L121 151H119V150ZM234 149V150H233ZM246 149V150H245ZM18 150H19V152H18ZM27 150L29 151L28 153V155H27ZM43 150V151H42ZM55 152H54V151ZM63 150V151H62ZM100 150H103V149H100ZM99 150V151H100ZM107 150V149H106ZM114 150V151H113ZM125 150V151H124ZM131 150V151H130ZM209 150V151H208ZM216 150V151H215ZM218 150V151H217ZM225 151V153H224V151ZM235 151L236 152V155L234 154L235 152H233V151ZM254 150V151H253ZM260 150H262V154L260 155V154H258L259 152L261 153V151ZM2 151V152H1ZM32 151H33V153H32ZM42 151V152H41ZM50 151V152H49ZM58 151H61V152H58ZM80 151H78V152H80ZM103 151H105V149L103 150ZM126 151H128V153H126ZM220 151V152H219ZM232 151V152H231ZM246 151H248L247 152V154H246ZM10 152V153H9ZM35 152V153H34ZM40 154H39V153ZM45 152V153H44ZM91 152H92V155H94V156H92L93 157V159H92V157H91ZM108 152V151H107ZM108 152V153H109ZM196 152H198V150L196 151ZM216 152V153H215ZM218 152L220 153V154H218ZM229 153V155H226V153ZM243 152V153H242ZM252 153V154H254V155H251L250 153ZM20 153V154H19ZM43 153V154H42ZM50 153V154H49ZM61 153V154H60ZM68 155H67V154ZM77 153V155H75ZM98 153V152H97ZM107 153V154H108ZM110 153H109V156L110 157H112L111 155H110ZM114 153H115V155H114ZM117 153V154H116ZM124 153H125V155H124ZM152 153V152H151ZM193 153V152H192ZM227 153V154H228ZM230 153H232V154H230ZM238 153H241V155H242V157H241V155H239ZM18 154V155H17ZM26 154V155H25ZM32 154H34V156L32 155ZM36 154V155H35ZM47 154V156H45ZM130 154L131 156H129L128 157V155ZM211 154H213V156H211ZM217 154V155H216ZM224 154V155H223ZM238 154V155H237ZM15 155V156H14ZM40 155H41V158H40ZM54 155H57V156H54ZM120 155V156H119ZM123 155V156H122ZM139 155V154H138ZM231 155H232V157H231ZM250 155V157H249V159L250 160H252V162H250V160L248 161V156ZM6 156H5V159H6ZM77 156V157H76ZM125 156V157H124ZM156 156L157 155H155L154 156V154L152 153V155H151V161H153L154 163H155V161L157 162V161H159V159L160 158H156ZM219 156V157H218ZM227 156V157H226ZM247 158V160H245V157ZM255 156V158L253 159V158H251V157H254ZM260 156V157H259ZM11 157H13V158H11ZM15 157V158H14ZM20 157V158H19ZM33 157H34V159H33ZM46 157L48 158L47 159V162H46ZM55 157V158H54ZM73 157H74V159H73ZM79 157V158H78ZM84 159H83V158ZM104 159H102V158ZM107 158V159H105V158ZM119 157V158H118ZM153 157H154V159L155 160H152L153 159ZM213 159H212V158ZM223 157H224V159H223ZM226 157V158H225ZM237 157H240V158H242V159H240V158H237ZM256 157H259V158H257L258 160L261 158V160L260 161H257V159H256ZM30 160H29V159ZM36 158V159H35ZM63 158V159H62ZM69 158V159H68ZM88 158H90V159H92V161L90 160V159H88ZM98 158V159H97ZM222 158V159H221ZM229 158H231V160L229 159ZM17 159V160H16ZM45 159V160H44ZM56 159V160H55ZM59 159V160H58ZM73 159V160H72ZM76 159V160H75ZM97 159V160H96ZM112 158H110L109 160H111ZM117 159H119V160H117ZM124 159V160H123ZM149 159V158H148ZM147 159V161H149L148 163H150L151 161L150 160H148ZM211 159V160H210ZM214 159H216V160H214ZM238 159V160H237ZM240 159V160H239ZM256 159V160H255ZM263 159V160H262ZM12 160V161H11ZM18 160H19V162H18ZM21 160V161H20ZM24 162H23V161ZM34 160L36 161V164H35V162H34ZM53 160V161H52ZM70 162H69V161ZM78 160H80V161H78ZM83 162H82V161ZM90 160V161H89ZM128 160V161H127ZM208 160H210V161H208ZM218 160H220V161H218ZM227 160V161H226ZM232 160H233V162H232ZM234 160H235V162H234ZM243 160V161H242ZM31 161H32V163H31ZM50 161V162H49ZM52 161V162H51ZM56 161V162H55ZM59 161H61V162H59ZM74 161V162H73ZM76 161V162H75ZM78 161V162H77ZM90 162V164H89V162ZM99 162L100 164H101V161H102V163L105 161V163H103L104 165H106L107 166V164L109 163L110 165H108V166H110V168L107 166H105L106 168H108V170L105 168V167H103L104 165H102V167H103V171H101V169H100V171L96 174V172L94 173V171L92 170V169H94L98 164L96 163V162ZM123 161H125L124 163H123ZM134 161V162H133ZM147 161L145 160V161H143V163H142V165L144 166L145 164H144V162H146V164H147ZM160 161H161V159H160ZM226 161V162H225ZM239 161H241L242 163L243 162H245V163H239V165H238V162ZM248 161V162H247ZM254 161V162H253ZM23 162V163H22ZM37 162L39 163V165H37ZM43 162H44V165H43ZM55 162V163H54ZM59 162V163H58ZM85 162V164L87 165V166H90V165H92L93 164V166H94V168L92 167H90V169L89 170H91L90 171V174H89V172H88V174H86V175H84V176H86V179H85V177L84 176H81V178H77V176H76V178H69V180H67L66 181V179L65 180H61V178H60V180H59V178L57 177H53L54 179H52V177L50 178V173H48V171H49V165H51L52 166V164L51 163H53V167H56V169L58 170V171H60V173H65V170H67V168H69V167H72V164H73V166H74V168L76 169L77 167H79L80 165V167L79 168H83V170L85 169V168H87V166H85V164L83 165L82 163H84ZM212 162V163H211ZM221 162V163H220ZM246 162H247V164L250 166V167H252V168H250L249 166H247L246 165ZM251 164H250V163ZM21 163V164H20ZM28 163H29V166H28ZM68 163H69V165H68ZM79 163H81V164H79ZM193 163V162H192ZM210 163V165H208ZM214 163V164H213ZM228 163V165L230 166V168H234V166H236L235 168H237V170L238 169H241V170H239V171H237L236 169H230L229 168V166H228V169H227V166H226V164ZM252 163H253V166H252ZM255 163H257L256 165H255ZM259 163H260V165H259ZM19 164H20V167H18L19 166ZM33 164H35L34 166H33ZM48 164V165H47ZM56 164V166H54ZM59 164V165H58ZM118 164H120V165H118ZM191 163H189V164H187V165H190ZM201 164H202V169L200 168V166H201ZM220 166H219V165ZM222 164V165H221ZM236 164V165H235ZM263 164V165H262ZM1 165H3V164H1ZM0 165V168L1 169H3L2 167H4V166H1ZM16 165H18V166H16V168H15V166ZM71 165V166H70ZM75 165H77L76 167H75ZM112 165V166H111ZM114 165V166H113ZM155 165L156 166H154V170L152 169V174H150L149 175V177L147 176L146 178L149 180L150 178H152V179H150L149 181L147 180V181H142L143 182V185H142V182L140 181H138L137 179H134V182H135V184H134V182H132L133 183V185L135 186V188L133 189V188H131V189H133V191H136L137 189L138 190H141L142 188V190H145L146 188H148L147 187V185H151L152 183H149L150 181H152L153 180V176L155 175H160V172H162L161 174H164L163 172L164 171H166V170H163V163L162 164H160V162H158V164H156L155 163ZM158 165V166H157ZM161 165V166H160ZM198 165H200V166H198ZM216 165H218V166H216ZM224 165V166H223ZM246 165V166H245ZM262 165V166H261ZM10 166V167H9ZM22 166V167H21ZM28 168H27V167ZM37 166V167H36ZM39 166V167H38ZM50 166V167H51ZM64 167V168H62V167ZM159 166L161 167V171H159L160 170V168H159ZM163 166V167H162ZM214 166V167H213ZM233 166V167H232ZM13 167V168H12ZM34 167V168H33ZM115 167V168H114ZM118 167V168H117ZM211 167V168H210ZM221 167H223V168H221ZM239 167H242V168H239ZM245 167V169H243ZM257 167H259V169H257ZM19 168V169H18ZM26 168V169H25ZM59 168V169H58ZM73 168V167H72ZM79 168H77L75 171H78V169ZM158 168V169H157ZM195 168V169H194ZM197 168L199 169L200 168V170H202L201 172H199V170H197ZM216 168V169H215ZM217 168L219 169V170H217ZM225 168H226V170H225ZM246 168H248L247 170H246ZM36 169L38 170V171H36ZM70 169V168H69ZM111 169H112V171H111ZM164 169H166V168H164ZM252 171H251V170ZM254 169H256L255 170V172H256V174L253 172L254 171ZM22 170V171H21ZM47 170V171H46ZM105 170H107V171H105ZM194 170H196V171H194ZM207 170V171H206ZM216 170H217V172H219V173H217L216 172ZM225 170V171H224ZM228 170H231V171H234V172H236L235 174H233V173H231V171L229 172V173H227V171ZM20 171V172H19ZM35 171H36V173H35ZM62 171V172H61ZM92 171H93V175L94 174H96L97 176L99 175V177H97L96 175L94 176L96 179L97 178H99V179H97L98 180V183H95V184H93V182L90 180V181H88V179H91L92 177H93V175L91 174L92 173ZM111 171V173H109ZM158 171H159V173H158ZM212 171V172H211ZM248 171V173H246ZM258 171H260L259 173H258ZM262 171V172H261ZM28 172V173H29ZM106 172H107V174L109 175H106ZM156 172H157V174H156ZM203 172V173H202ZM207 172H209V173H207ZM15 173V174H14ZM28 173H26V174H28ZM41 173H43V175H41ZM48 173V174H47ZM87 173V172H86ZM113 173V174H112ZM115 173V174H114ZM120 173V174H119ZM153 173H154V175H153ZM201 175H200V174ZM205 173H207L208 175H206ZM213 173V174H212ZM215 173V174H214ZM217 173V174H216ZM244 173L246 174V175H244ZM40 174V175H39ZM103 174V175H102ZM112 174V175H111ZM197 174L198 175H200L199 177H196L197 176ZM210 174V175H209ZM212 174V175H211ZM231 174H233V175H231ZM91 176V177H88V176ZM116 175V176H115ZM119 175V178L120 179H118V176ZM120 175H122V176H120ZM193 175V176H192ZM203 175V176H202ZM205 175V176H204ZM220 175V176H219ZM224 175V176H223ZM229 177H227V176ZM235 175H236V178L238 177V178H243V179H245V180H242L241 178V181H242V183L244 182V184L246 183V184H248V183H255L256 182V180H257V182L254 184V186H253V184H249V185H251V186H249V185H244V187H243V185H242V183H241V181H240V179H238V180H236V178L234 179V177H235ZM238 175V176H237ZM245 176V178L244 177H242V176ZM252 177H251V176ZM257 177H256V176ZM263 175V176H262ZM12 176V177H13ZM19 177H20V179H22L21 178V176L23 177V178H25V181L22 179V180H20V181H23V182H27V178H26V175L24 176V175H18ZM102 176V177H101ZM116 178H115V177ZM195 176V177H194ZM217 176V177H216ZM231 176H233V178H231ZM247 176V177H246ZM261 176L263 177V178H261ZM74 177V176H73ZM93 177V178H94ZM108 177V178H107ZM110 177H112V179H113V177L115 178V179H113L114 181H112V179L110 178ZM161 177V176H160ZM206 177L208 178V179H206ZM226 179H225V178ZM249 177H251V179H252V181H254V182H252V181H250L251 179L249 178ZM260 177V178H259ZM42 178H38L37 180H39L38 182H37V180L35 179V181L33 180V182H37L38 184H39V182L41 181V179ZM55 178H56V180H55ZM92 178V179H93ZM94 178V179H95ZM105 178V179H104ZM198 178L200 179V180H198ZM203 178L206 180V182L208 181V184L205 182V181H202V182H200L201 181V179L203 180ZM209 178H210V181H209ZM218 178V179H217ZM220 178V179H219ZM230 178L232 179V180H230ZM249 179V181H248V183L246 182V180L247 179ZM255 178H257V179H255ZM9 179V178H8ZM85 179V180H84ZM93 179V181H96L97 182V180H94ZM158 180L160 179L161 180V178H157ZM196 179H197V181H199L198 182V185H197V181H196ZM238 181V183H236L235 181ZM254 179V180H253ZM258 179H260V180H258ZM11 180V179H10ZM18 180V181H19ZM32 180H30L31 182H32ZM139 182V184H137V182ZM143 180H145V179H143ZM160 180H159V182H160ZM218 180V181H217ZM225 180V181H224ZM9 181V180H8ZM14 181V179L12 180V181H9V183L8 184H10V182H11V184H12V182ZM19 181V183H22V182H20ZM55 181V184H53V182ZM82 181V182H81ZM110 181V182H109ZM126 181H130V180H126ZM124 182V183H127V182ZM196 181V182H195ZM226 181H228V182H226ZM264 181V180H263ZM57 182V183H56ZM61 182H66V184H67V182H68V185H70L71 186V188H68L69 189V191L66 193V191L63 189V188H61V186H60V183ZM76 182H78V183H76ZM86 182V183H85ZM90 182H92V183H90ZM102 182H104V184H106L105 182H107L108 184H106V185H104ZM144 182H145V185H144ZM146 182H148V183H146ZM162 182V184H166L167 185V182L165 183V181L163 180V181H161ZM160 182V183H161ZM164 182V183H163ZM206 183V185L207 186H203L202 185V183L203 184H205ZM232 182H233V184H234V182H235V187H234V185L232 184ZM36 183V184H37ZM47 185H50V186H46V184ZM52 183V184H51ZM62 183V184H63ZM90 183V184H89ZM102 183V184H101ZM110 183H112V184H114V185H112V184H110ZM131 183V184H132ZM195 183V184H194ZM209 183H212V184H209ZM220 183V184H219ZM241 183V186L239 185ZM37 184V185H38ZM65 184V183H64ZM94 185L93 187L91 186V185ZM96 184H98V185H96ZM200 184H201V186H200ZM225 184V186H223ZM232 184V185H231ZM239 185V186H237V185ZM261 184H262V187H261ZM57 185V186H56ZM72 185L73 186H75L74 188L72 187ZM79 185V186H78ZM85 185V186H84ZM95 185L98 187L99 185H101V186H99V187H102V189H100L99 188V191H95L94 193H93V190L92 191H90L89 189H94V187H95ZM123 185V184H122ZM141 185V186H140ZM165 185V186H166ZM211 185V186H210ZM219 186V188H218V186ZM227 185V186H226ZM230 187H229V186ZM255 185L257 186V187H255ZM260 185V186H259ZM39 186V185H38ZM106 186V187H105ZM110 186V187H109ZM113 186H114V188H113ZM115 186H116V188H115ZM133 186V187H134ZM139 186V187H138ZM144 186V187H143ZM195 186H198V188L199 189H197V187H195ZM247 186V187H246ZM45 187V188H44ZM48 187V188H47ZM59 187V188H58ZM67 187H69V186H67ZM66 187V188H67ZM92 187V188H91ZM105 187V188H104ZM146 187V188H145ZM212 187V188H211ZM214 187V188H213ZM234 187V188H233ZM246 187V188H245ZM256 189H255V188ZM259 187L260 188H262V189H259ZM11 188H12V186H10V187H8L7 188V192L5 193L4 192V194L1 192L0 194V196H1V198H0V201H2V200H4L5 199V197H3L4 199H2V195H5L6 197H8V198H10L9 196H8V194L9 193H11L10 195H14V197L16 198V199H14L13 197H12V199H10V201L12 200L13 202H15V203H13L12 201L10 202L9 200H7V199H5V201H4V204L6 205V208L4 207L5 205H3V206H1L0 208L2 209L3 207H4V209L3 210H1L0 209V232L1 233H4L5 232V226H7V228H8V230L10 229V231H9V233L10 232H12L11 234L13 235L12 236V238H11V240L13 239V241L12 242H14L13 244H15V243H17V244H15L14 245V248L15 249H13V246H12V244H10L9 246H8V243L7 244H5L4 242L5 241H3L2 239H1V236H0V264H21V262H22V264H24L25 263V261H26V263L27 262H29V264H31L30 263V261H32V253H33V250H30V249H32V247H34V245H36V246H38L39 245V247L40 248H42L41 246H43V249L45 248H47V247H45L46 245H45V242L43 241V239H42V242L44 243V245H42L40 242H39V239H40V235H38V236H40L39 237V239H38V236L36 235L37 234V232H36V234H34V237L33 236H31V238H35V237H37V239H35L36 241H33V239H31V245H29L28 243L30 242L29 241V238L30 237H26V236H28L27 234H26V236H24L25 234L23 233L22 234V232H20L19 230L20 229H18V227L19 226H21L22 224H23V222H22V220H19V221H21V223H19V226H18V224H16V223H18V222H15V221H13V223L15 222V225H17L18 227H16V229H14L13 228V226H15V225H13V223L11 224V225H13V226H9L10 225V221H12L14 218H15V220H18L17 218H19V216L17 217V216H15L16 215V210L15 209H13V208H15L14 206L15 205H19L18 206V208L20 209L21 208V210L23 211V212H25V211H27V209L29 210V208H30V210L29 211H31V212H33V213H38L37 215L38 216H43V212L41 211V208L40 207H34V205L30 202L29 203V205H27V204H25V203H23L22 204V207H21V203L22 202H24V198L26 197V199H27V195L23 192V194H22V192L20 193V192H18V193H14V191H16V189L15 188H12V190H11ZM105 190H104V189ZM113 188V189H112ZM145 188V189H144ZM222 189V190H218V189ZM226 188V189H225ZM233 188V189H232ZM237 188V189H236ZM240 188V189H239ZM244 188V189H243ZM249 188V189H248ZM8 189H10L11 191H9V193H8ZM61 189H63V190H61ZM107 189H108V191H107ZM110 189V190H109ZM117 189V190H116ZM136 189V190H135ZM149 189V188H148ZM148 189H147V191H148ZM214 191H213V190ZM229 189H231V191L229 190ZM236 189V190H235ZM239 189V190H238ZM246 190L247 189V191H248V193H247V191H244V192H246L245 194H244V192H243V190ZM254 189V190H253ZM257 189H258V191H260V190H262L261 191V193L263 194V195H261V193H258V191H257ZM0 190L2 191V189L0 188ZM75 192H74V191ZM111 190H112V192H111ZM137 190V191H138ZM138 191V192H142L143 193V191ZM227 190V191H226ZM228 190H229V192H228ZM241 190V191H240ZM253 190V192L250 194V192ZM4 191H6V190H4ZM89 191V192H88ZM101 191V192H100ZM105 191V192H104ZM116 191V192H115ZM137 191L135 192V195L137 194ZM150 191V190H149ZM148 191V192H149ZM184 191H186V190H183L182 191V193H186V192H184ZM201 191H202V193H201ZM221 191V192H220ZM233 191L234 192H236V194H237V192H238V196L236 197V199H235V195H233V194H235V193H233ZM255 191V192H254ZM14 194H13V193ZM61 192H63V193H61ZM99 194H101V195H99ZM200 192V193H199ZM219 192V193H218ZM224 194H223V193ZM226 192V193H225ZM240 192H243V193H240ZM80 193V194H79ZM84 193V194H83ZM93 194V197L94 196H96L95 198H92L91 199V194ZM112 193V194H111ZM141 193V194H142ZM150 193V192H149ZM196 193H199V194H201V197L199 196V194H196ZM232 193V194H231ZM239 193H240V195H242V196H247L248 197V195H249V197L247 198V197H242V196H240L239 195ZM17 194H18V196H17ZM19 194H21V196L19 195ZM25 194V195H24ZM59 194V195H58ZM88 194V195H87ZM95 194V195H94ZM109 194V195H108ZM115 194V195H114ZM248 194V195H247ZM257 195V197H256V195ZM23 195V196H22ZM58 195V196H57ZM97 195H99V196H97ZM102 195H103V197H102ZM108 195V196H107ZM134 195V196H135ZM185 195V194H184ZM183 195V196H184ZM186 195H187V193H186ZM185 195V196H186ZM194 195V196H195ZM216 195V196H215ZM223 195V196H222ZM230 195V199H228L229 196ZM232 195V196H231ZM260 195H261V197H263V198H261L260 197ZM20 196V198H21V200H20V198H18L17 199V197H19ZM25 196V197H24ZM57 196V197H56ZM78 196V197H77ZM88 196V197H87ZM101 196V197H100ZM112 196H113V198H112ZM129 196V197H128ZM131 196V194L130 195H127L126 197H127V200H129L128 202L126 201V199H125V201L124 202H127V207H128V205H130V202L132 201V200H134L133 202H132V204H133V207L135 208V206L137 205V204H134V203H136V202H138V201H140L141 199H139L138 197V199H136V200H138V201H136L134 198H136V197H130ZM132 196H133V194H132ZM195 196V197H196ZM218 196V197H217ZM250 196L252 197L251 198V200H250ZM254 196V197H253ZM24 197V198H23ZM86 197V198H85ZM98 197V198H97ZM109 197V198H108ZM125 197V198H126ZM187 197V196H186ZM233 197H234V199H233ZM239 197H240V200H239ZM261 198L260 200L258 199V202L259 203H257V198ZM58 198V199H57ZM70 198H67V199H70ZM108 198V203H111L112 201H117V199H118V201L116 202L117 204H119V205H117L115 202V204L117 205H115L114 206V208H112V211H114L113 213H114V215H115V218H114V222H107V220H106V217L104 216L105 215V210L103 211V209H101V208H103L102 206H103V203H104V201H105V199H107ZM115 198V199H114ZM117 198V199H116ZM131 200H130V199ZM219 198V199H218ZM237 198H238V200H237ZM26 199H25V201H26ZM28 199H30L29 198V196H28ZM98 199H99V201H98ZM114 199V200H113ZM121 199H122V197H121ZM218 199V200H217ZM227 199V200H226ZM244 199V200H243ZM19 201L20 200V202L21 203H19L18 204V202H16V201ZM23 200V201H22ZM87 200H88V202H87ZM101 200V201H100ZM112 200V201H111ZM119 200L121 201L120 203H119ZM124 200V199H123ZM226 201V203H225V201ZM229 200H231V201H229ZM248 200H249V202L251 203H248ZM255 200V201H254ZM8 201L10 202V203H8ZM70 201H73V199L71 198L70 199ZM84 201L86 202V203H84ZM95 201V202H94ZM97 201V202H96ZM111 201V202H110ZM136 201V202H135ZM217 201V202H216ZM219 201V202H218ZM228 201V202H227ZM240 201V202H239ZM245 201H246V203H245ZM55 202V203H56ZM59 203H60V201H58ZM73 202V203H74ZM79 204H78V203ZM99 202V203H98ZM232 202H234V203H232ZM236 202H238V203H236ZM242 202H243V204H242ZM253 202V203H252ZM8 203V204H7ZM94 203V204H93ZM113 203V202H112ZM111 203V204H112ZM141 204V202H138V205H140ZM143 203V202H142ZM223 203V204H222ZM224 203H225V206H223L224 205ZM241 203V204H240ZM0 204L2 205L3 204V201H2V203L0 202ZM10 204V205H9ZM11 204H13V205H11ZM33 205V210H32V206L30 207V205ZM57 204V203H56ZM97 204V206H95ZM105 205H106V202L104 203ZM221 204V205H220ZM231 205L230 207H229V205ZM237 204V205H236ZM247 204V205H246ZM249 204V205H248ZM261 204V205H260ZM10 207V209L12 210V213H10L11 211L10 210H8L7 209V207L8 206ZM83 205V206H82ZM104 205V206H105ZM120 205H122V206H120ZM135 205V206H134ZM137 205V206H138ZM142 206H143V211L145 210L144 209V207H145V203L144 204H141ZM140 205V206H141ZM217 205V206H216ZM251 205H253V208L254 209H250V206ZM13 206V207H12ZM26 206V207H25ZM76 206V205H75ZM80 206V207H79ZM91 206V207H90ZM136 206V208L138 209V207ZM232 206H235V208L234 207H232ZM245 206V207H244ZM248 206V207H247ZM256 206H262L260 209H261V211L256 207ZM88 207V208H87ZM96 207V208H95ZM117 207H119V209H117ZM124 207V208H123ZM201 207V208H200ZM242 207V208H241ZM246 207H247V210H246ZM36 208H40V211H39V209H36ZM75 208V207H74ZM99 208V209H98ZM141 208V207H140ZM139 208V210L138 211H142V209H140ZM228 208V209H227ZM236 208H238V209H236ZM251 208H252V206H251ZM264 208V207H263ZM84 209V210H83ZM92 209V210H91ZM232 209V210H231ZM15 210V211H14ZM98 210H100V211H98ZM240 210H243V211H240ZM248 210H249V212H248ZM254 210H255V212L257 213H255L254 212ZM257 210V211H256ZM3 211H6V212H8L7 214H9V215H11L12 214V216H10L9 217V215H8V217H7V214H3L4 212ZM10 211V212H9ZM28 211V212H29ZM35 211V212H34ZM37 211V212H36ZM87 211V212H86ZM90 211V212H89ZM117 211V212H116ZM121 211V212H120ZM222 211V212H221ZM225 211V212H224ZM228 211H229V213H228ZM232 211V212H231ZM251 211V212H250ZM259 211V212H258ZM28 212H25V213H28ZM30 212V213H31ZM93 212V213H92ZM99 212V214H97ZM119 212V213H118ZM221 212V213H220ZM235 212V213H234ZM245 214H244V213ZM40 213V214H39ZM91 213L93 214L92 216H91ZM104 213V214H103ZM117 213V214H116ZM122 213V214H121ZM223 213V214H222ZM250 213V214H249ZM251 213H252V215H254L253 217H252V215H251ZM258 213H259V215H258ZM261 213H263V214H261ZM15 214V215H14ZM84 214V216H82ZM102 214H103V216H102ZM119 214V215H118ZM234 216H233V215ZM5 217H4V216ZM117 215V216H116ZM216 215V216H215ZM231 215V216H230ZM240 215V216H239ZM248 215V216H247ZM258 215V216H257ZM262 215V216H261ZM3 216V217H2ZM15 216V217H14ZM63 216H64V214L62 215V218H63ZM88 216V217H87ZM96 216V217H95ZM101 216V217H100ZM219 216H221V217H219ZM226 218H225V217ZM233 216V217H232ZM235 216H236V220H235ZM246 219H244L243 217ZM251 218H250V217ZM261 216V217H260ZM13 217V219L12 220H10L11 218ZM17 217V218H16ZM105 217V218H104ZM118 217V218H117ZM121 217V218H120ZM149 217H150V215L148 216V218H146L147 220H149ZM217 217V218H216ZM219 217V218H218ZM228 217V218H227ZM5 218H7V219H5ZM88 218H90V219H88ZM150 218H152V217H150ZM231 218V219H230ZM249 218V219H248ZM93 219H94V221H93ZM116 219V220H115ZM120 221H119V220ZM233 219V220H232ZM240 219V220H239ZM257 219H258V221H257ZM263 219V220H262ZM90 220H91V222H90ZM102 220V221H101ZM105 220V221H104ZM212 220V221H213ZM221 220V219H220ZM220 220L218 221L219 223H217V225H215L214 224V222L212 223V227H213V225H215L216 226V228H220V230H223V228H222V226H221V224L222 223H220ZM225 220H226V222H225ZM231 222H230V221ZM239 220V221H238ZM243 220V221H242ZM9 223H8V222ZM98 221H101V222H98ZM233 221V222H232ZM103 222H104V224H103ZM151 222H152V220H151ZM242 222V223H241ZM245 222V223H244ZM250 222V223H249ZM252 222V223H251ZM257 222V223H256ZM3 223H4V225H3ZM8 223V224H7ZM93 223H95V224H93ZM99 223H100V225H99ZM118 223V224H117ZM148 223V222H147ZM230 223V224H229ZM262 223V224H261ZM6 224V225H5ZM98 224V225H97ZM102 224V225H101ZM117 224V225H116ZM219 224V225H218ZM233 224V225H232ZM235 224V225H234ZM254 224V225H253ZM259 224V225H258ZM24 225H26V223L24 224ZM97 225V226H96ZM104 225V226H103ZM106 225V226H105ZM119 225V226H118ZM121 225H124L123 227H121ZM241 225V226H240ZM245 225H248V226H246L245 227ZM257 225H258V228H257ZM2 226V227H1ZM4 226V227H3ZM80 226V225H79ZM94 228H93V227ZM116 226V227H115ZM141 226V227H142ZM151 226V225H150ZM219 226V227H218ZM221 226V227H220ZM261 226V227H260ZM103 227H107L106 229L105 228H103ZM110 227V228H109ZM118 227V228H117ZM139 227V228H138ZM224 227V226H223ZM238 229H237V228ZM12 228L14 229V230H16V231H18L17 232V235H23L24 237H25V239H27V245H29V246H32L30 249H29V247L28 248H26L25 246H27V245H25L26 244V241H25V239H24V237L23 238H20V235H19V238L21 239H18V237H16V236H14L15 234V231L13 232V230H12ZM20 228V227H19ZM22 228H26L25 226L24 227H22L21 226V229ZM84 228V227H83ZM124 228H127V230L125 231H123V233H122V229H124ZM213 228H215V227H213ZM222 228V229H221ZM228 227H226V229H227ZM240 228V229H239ZM256 228V229H255ZM27 229V232L29 233L30 232V228H26ZM29 229V230H28ZM94 229V230H93ZM101 230V231H97V230ZM117 229V230H116ZM119 229V230H118ZM121 229V230H120ZM131 229V230H130ZM133 229H135V230H133ZM143 228H141V230H142ZM230 229V228H229ZM254 229V230H253ZM259 229V230H258ZM4 230V231H3ZM24 230V229H23ZM69 230V229H68ZM129 230V231H128ZM241 230H242V232H241ZM246 230H247V233H245L246 232ZM251 230V231H250ZM31 231H33V230H31ZM65 231V230H64ZM70 231V230H69ZM69 231H67L68 233H73L72 235H74V237H72L71 236V234H69L68 236H67V232H64L65 234V236L67 237H65V239H67V240H69V241H71L72 240V238H75V235H76V233H74L73 231L71 232H69ZM85 231L83 232V233H85ZM97 231V232H96ZM110 231V232H109ZM134 231V232H133ZM249 231H250V233H249ZM24 232H25V230H24ZM103 232V233H102ZM113 232V233H112ZM125 232V233H124ZM126 232H128V233H126ZM138 232V233H137ZM1 233H0V235H1ZM26 233V232H25ZM79 233H80V230H79ZM108 233H109V235H108ZM132 233H134V235L132 234ZM226 233H227V231H226ZM244 233V234H243ZM4 234H8V232H7V230H6V232L4 233ZM89 234H90V237H89ZM103 234H104V236H103ZM111 234H113V235H111ZM119 234V235H118ZM125 234H126V236H125ZM247 234H249V235H247ZM10 235V234H9ZM79 235L80 234H77L76 235V238H77V236L79 237ZM97 235V234H96ZM98 235V236H99ZM108 236V237H107ZM115 236L117 237V238H115ZM250 236V237H249ZM113 237V238H112ZM139 237V236H138ZM14 238L16 239V240H18L17 242H16V240H14ZM75 238V239H76ZM87 238H85V239H87ZM129 238H131V239H129ZM71 239V240H70ZM85 239H83V240H85ZM93 239V240H94ZM102 239V238H101ZM120 239H121V241H120ZM124 239V240H123ZM127 239V240H126ZM136 241H135V240ZM148 239V240H147ZM153 239V240H152ZM19 240H20V243H18L19 242ZM67 240H65V243H66V245H68V246H70L68 249L70 250H68L67 252H66V255L68 256V255H70L71 253L70 252H74L75 251V249H72V247H73V243H74V241H71V242H69V241H67ZM74 240V239H73ZM92 240V241H93ZM117 242H116V241ZM146 240L147 241H149L150 240V244L151 245H153V244H155V245H153L154 246V248H155V246L157 247V246H160V245H158V243H156V241H155V239H154V237H147L146 238ZM247 240V239H246ZM41 241V240H40ZM91 241V242H92ZM114 241V242H113ZM125 241H126V243H125ZM133 241H135L134 243H133ZM140 241V240H139ZM138 241V242H139ZM151 241H152V243H151ZM154 241V242H153ZM32 242H34V243H36V244H33L32 245ZM68 242V243H67ZM73 242V243H72ZM94 242H96V240L94 241ZM122 243L123 242V244H120V243ZM25 243V244H24ZM39 243V244H38ZM249 243V242H248ZM38 244V245H37ZM70 244V245H69ZM118 244V245H117ZM128 244H130V245H128ZM16 245H17V247L18 248H20V250L16 247ZM19 245H20V247H19ZM25 245V246H24ZM71 245H72V247H71ZM12 246V247H11ZM36 246H35V248H36ZM68 246H66V248L68 247ZM124 246V247H123ZM39 247H37V248H39ZM123 247V249H121ZM130 247V248H129ZM133 247V248H132ZM8 248V249H7ZM11 248L14 250V251H12L11 250ZM29 249V251L30 252H28V250H26V249ZM36 248V249H37ZM40 248L38 249V250H35L34 249V251H39L40 250ZM73 250H71V249ZM17 249V250H16ZM43 249L42 250H40L41 252H43V254H45V252H47V249H48V251H50L49 250V248H47L46 250L44 249V251H43ZM118 249H121L120 251L118 250ZM155 249H158V247L157 248H155ZM17 251H20V252H17ZM24 251V252H23ZM133 250H131L130 252L131 253H134V251L132 252ZM161 251V250H160ZM14 252V253H13ZM26 252H28V253H31V254H28V253H26ZM41 252H39V253H41ZM69 252V253H68ZM23 253V254H22ZM27 254V256L26 257H24L25 255L24 254ZM35 253H38V252H35ZM35 253H33V254H35ZM49 253V255L50 254H52L51 252H48ZM23 256H22V255ZM42 254V253H41ZM54 254V253H53ZM52 254V255H53ZM29 255H31V260L30 261H28V260H26V259H24V258H29L30 256ZM46 255H47V253H46ZM49 255H48V257L46 256H44L45 258H44V260L46 261V259H48V258H52L53 256H54V258H55V261H54V258L52 259V261H51V263L54 261V264H56L59 260L56 258V256L57 255H51L50 257H49ZM72 255H74V254H72ZM133 255H136V254H133ZM132 255V256H133ZM13 256V257H12ZM14 256H16V258L14 257ZM34 256V255H33ZM35 256H36V254H35ZM34 256V257H35ZM38 256V255H37ZM41 256V258H43V256L42 255H39L38 257H40ZM67 256H64V258L65 259H63L62 261H61V263H63V261H69L68 263H66V261L64 262V264H74V263H77V264H79L78 263V261L77 260H75V259H77L75 256L73 257V260L70 258V256H68V258H67ZM37 257V258H38ZM72 257V256H71ZM135 257V256H134ZM20 258H23V260L21 259L20 260ZM69 258L71 259V261L69 260ZM17 260V261H16ZM34 260V259H33ZM37 260V259H36ZM36 260H34L35 262H36ZM43 259H38L37 261L39 262H41ZM44 260L42 261L43 263H44ZM56 260H57V262H56ZM74 260L76 261V262H74ZM129 260H131V259H129ZM132 260L134 261V262H130L129 261V263L128 264H143L144 262H145V264L146 263H148L146 260H139V259H137V256H136V259L135 258H132ZM19 261H21L20 263H19ZM48 261V260H47ZM47 261H46V264H49V262H50V260H49V262L47 263ZM73 261V263H70V262H72ZM139 261V262H138ZM143 261V262H142ZM35 262H33L32 261V263L33 264H35ZM38 262H36V264H39ZM41 262V263H42ZM56 262V263H55ZM142 262V263H141ZM40 263V264H41ZM42 263V264H43ZM50 263V264H51ZM60 263V262H59ZM60 263V264H61ZM207 263V262H206ZM28 264V263H27ZM58 264V263H57ZM208 264V263H207Z\"/></svg>", "mask_w": 264, "mask_h": 264}, {"label": "bare ground", "instance_id": "bare-ground-1", "mask_svg": "<svg viewBox=\"0 0 264 264\" xmlns=\"http://www.w3.org/2000/svg\"><path fill=\"white\" fill-rule=\"evenodd\" d=\"M5 1H7V0H5ZM4 0H3V3L5 2ZM9 1V0H8ZM24 0H22V2H23ZM31 1V0H30ZM44 1V0H43ZM48 1V0H47ZM55 1H59V0H55ZM65 1V0H64ZM67 1V0H66ZM83 1V0H82ZM93 1V0H92ZM91 1V2H92ZM95 1V0H94ZM112 2L114 1V0H111ZM110 1V2H111ZM135 1V0H134ZM139 1V0H138ZM158 1V0H157ZM172 1V0H171ZM175 1H177V0H175ZM181 1H183V0H181ZM180 1V2H181ZM189 1V0H188ZM191 2L193 1V2H195L194 4H198V3H200L201 5L200 6H203L205 3H206V0H190ZM190 1H189V4H190ZM209 0H207V2H208ZM223 0H218V1H214V2H212V1H209L210 2V4L212 5V3H214L212 6H213V8H215V7H217V6H219L220 8H221V6L220 5H224V4H226L227 6H225V8H228V9H232L233 8V13H234V9H235V12L236 11H238L239 9H241L242 8V6L241 5H244L245 7H247V10L249 9V12H251L250 13V15H248L249 16V18H251L252 16H254V14L256 13V12H260L261 11V9L264 7V0H227V1H224V2H222ZM10 2H13V0L11 1L10 0ZM38 2V1H37ZM59 2H61V0L59 1ZM59 2L57 3L58 5H59ZM78 2V1H77ZM90 2V1H89ZM105 2V4L104 5H106V1H104ZM108 2V1H107ZM118 2V1H117ZM140 2V1H139ZM150 2V1H149ZM159 2V1H158ZM166 2V1H165ZM192 2V3H193ZM197 2V3H196ZM215 2L216 3H218V4H215ZM226 2V3H225ZM19 3V2H18ZM51 3V2H50ZM54 3V2H53ZM65 3V2H64ZM73 3V2H72ZM76 3V2H75ZM82 3V2H81ZM80 3V4H81ZM123 3V2H122ZM133 3V2H132ZM136 3H137V0H136ZM174 3V2H173ZM178 3H179V1H178ZM182 4H184L183 2H181ZM180 3V4H181ZM11 4V3H10ZM9 4V5H10ZM25 5H26V2L24 3ZM24 4L23 5H21V6H24ZM30 4V3H29ZM33 4H35V3H33ZM39 4V3H38ZM47 4V3H46ZM56 4V5H57ZM70 4V3H69ZM80 4H79V6H80ZM85 4V3H84ZM84 4H82V5H84ZM91 3H89V5H90ZM93 4V3H92ZM94 4H96L95 2H94ZM99 4H103V2L102 3H99ZM108 4V3H107ZM115 4V3H114ZM124 4V3H123ZM156 4V3H155ZM164 4V3H163ZM175 5H176V7H177V4L176 3H174ZM173 4V5H174ZM186 4H188V2L186 3L185 2V4H184V7H185V5ZM188 4V7L189 6H191V5H189ZM194 4H192V7H193V5ZM12 5V4H11ZM27 5H28V1H27ZM31 5V7H32V4H30ZM30 5H28L29 7H30ZM53 5V4H52ZM52 5H50V6H52ZM54 5H55V3H54ZM97 5V4H96ZM96 5H94V6H96ZM101 5H100V7L99 8H101L102 9V7H101ZM109 5H111V4H109ZM120 5H122L121 3H120ZM162 5V4H161ZM167 5H170L171 6V4H167ZM215 5V6H214ZM217 5V6H216ZM16 6V5H15ZM65 6V5H64ZM72 6V5H71ZM75 6V5H74ZM77 6V5H76ZM86 6L87 7H90L91 8V5L90 6H88V5H85V8H86ZM93 6V5H92ZM93 6V7H94ZM97 6H99V5H97ZM119 6V5H118ZM131 6V5H130ZM136 6V5H135ZM147 6V5H146ZM179 6H181V5H179ZM187 6V5H186ZM198 7H199V5H197ZM197 6L195 7V9L197 8ZM208 6H210V5H207V8H208ZM262 6V7H261ZM7 7V6H6ZM12 7V6H11ZM27 7V6H26ZM43 7V6H42ZM48 7V6H47ZM57 7V6H56ZM54 8V9H56L57 10V8ZM108 9H110L108 6H106ZM128 7V6H127ZM139 7V6H138ZM158 7V6H157ZM176 7H173V8H176ZM183 6H182V9L184 8ZM192 7H190L191 9H193ZM205 7V8H204ZM204 7H201V8H203L204 10H202V11H207L208 10V13H210L209 11H210V9L208 8H206V4L204 5ZM260 7H261V9H260ZM44 8H46L45 7V5H44ZM117 8V7H116ZM159 8H161L160 6H159ZM168 8V7H167ZM172 8V7H171ZM177 8H181V7H177ZM186 8V7H185ZM189 8V9H190ZM200 8V7H199ZM223 8V7H222ZM237 8H239V9H237ZM2 9V8H1ZM15 9V8H14ZM18 9V8H17ZM20 9V8H19ZM22 9H24V7L22 8ZM35 9V8H34ZM61 9V8H60ZM75 9V8H74ZM80 9V8H79ZM92 9V8H91ZM106 9V8H105ZM112 9V8H111ZM115 9V8H114ZM144 9V8H143ZM190 9V10H191ZM216 9V8H215ZM214 9V10H215ZM218 9V8H217ZM224 9V8H223ZM223 9H221V11L223 10ZM237 9V10H236ZM243 9H244V7H243ZM31 10H32V8H31ZM51 10V9H50ZM53 10V9H52ZM51 11V13L53 12V13H57L58 12V10H59V8H58V10L57 11ZM67 10V9H66ZM73 10V9H72ZM86 10H87V8H86ZM93 10V9H92ZM92 10H87L88 12L89 11H92ZM98 10V9H97ZM97 10H93V11H97ZM107 10V9H106ZM113 10V9H112ZM136 10H138L137 8H136ZM140 10V9H139ZM163 10H165V9H163ZM168 10V9H167ZM176 10V9H175ZM187 10V9H186ZM197 10V12H199L198 10V8L196 9ZM211 10H213V9H211ZM226 10V9H225ZM244 10H246V9H244ZM263 10V9H262ZM2 11H3V9H2ZM12 11V10H11ZM18 11H20V10H18ZM25 12V10H22V12ZM27 11H28V9H27ZM27 11L25 12V13H27ZM42 11V10H41ZM63 11H65V10H63ZM87 11H86V13H87ZM118 11H119V9H118ZM120 11H122V10H120ZM126 11V10H125ZM135 11V10H134ZM160 11V10H159ZM158 11V12H159ZM185 11V10H184ZM183 11V12H184ZM193 11V10H192ZM221 11H218V12H220L221 13ZM229 11V10H228ZM228 11H227V13H228ZM253 11V12H252ZM256 11V12H255ZM15 12V11H14ZM23 12V13H24ZM32 12V11H31ZM47 12V11H46ZM66 12H68V10L66 11ZM75 12V11H74ZM107 12H109V11H107ZM127 12V11H126ZM153 12V11H152ZM171 12V11H170ZM187 12H190V11H187ZM187 12H185L186 14H187ZM216 12V11H215ZM223 12V11H222ZM226 12V11H225ZM231 12V11H230ZM244 12V11H243ZM242 12V13H243ZM255 12V13H254ZM262 12V11H261ZM261 12L259 13V14H257V15H259V16H261V18L263 19V17H262V14H261ZM13 13V12H12ZM16 13V12H15ZM43 14L45 13V11L44 12H42ZM48 13V12H47ZM50 13V12H49ZM59 13V12H58ZM72 13V12H71ZM77 13V12H76ZM85 13V14H86ZM94 13V12H93ZM111 13V12H110ZM109 13V14H110ZM114 13V12H113ZM116 13V12H115ZM129 13V12H128ZM134 13V12H133ZM149 13V12H148ZM162 13V12H161ZM200 13V12H199ZM207 12H206V14H208ZM214 13V12H213ZM226 13V14H227ZM246 13V12H245ZM18 14V13H17ZM63 14V13H62ZM95 14V13H94ZM99 14V13H98ZM139 14H140V12H139ZM151 15H152V13H150ZM169 14V13H168ZM179 14H181V12L179 13ZM183 14V13H182ZM212 14V13H211ZM223 14H225V13H223ZM222 13H221V16L223 15ZM229 14V13H228ZM231 15H232V13H230ZM249 14V13H248ZM263 14H264V10H263ZM5 15V14H4ZM8 15V14H7ZM19 15V14H18ZM21 16H22V14H20ZM33 15H34V13H33ZM38 15V14H37ZM49 15V14H48ZM48 15H46L47 17H48ZM53 15H55V14H53ZM57 15V14H56ZM61 14H58V16H60ZM69 16H70V14H68ZM68 15H67V17H68ZM74 15H76V14H74ZM90 15V14H89ZM106 15V14H105ZM144 15V14H143ZM166 15V14H165ZM175 15V14H174ZM174 15H172V16H174ZM196 15V14H195ZM194 15V16H195ZM230 15V16H231ZM235 15H237V14H235ZM235 15H234V17H235ZM238 15H240V14H238ZM243 15V14H242ZM257 15H255V16H257ZM1 16V15H0ZM27 16L29 17V12L27 13ZM31 16H32V13H31ZM45 16V17H46ZM62 16H65L64 14L62 15ZM72 17H73V14L71 15ZM80 16V15H79ZM95 16H96V14H95ZM94 16V17H95ZM112 16H113V14H112ZM116 16H120V15H117L116 14ZM115 16V17H116ZM123 16H124V14H123ZM122 16V17H123ZM126 16H127V14H126ZM182 16H184V14L182 15ZM224 16V15H223ZM222 16V18H224ZM230 16H228V17H230ZM233 16V15H232ZM3 17H6V15L5 16H3ZM8 17V16H7ZM26 17V16H25ZM41 17V16H40ZM55 17H57V16H55ZM67 17H66V19H67ZM84 17V16H83ZM91 17V16H90ZM137 17V16H136ZM156 17V16H155ZM165 17V16H164ZM168 17V16H167ZM176 17H178V16H176ZM192 17V16H191ZM208 17H210V16H208L207 15V18L206 19H204L203 21H206L207 23L209 22L210 23V21H213L215 18H212V16L210 17V18H208ZM213 17H215V16H213ZM220 17V16H219ZM233 17V18H234ZM237 17V16H236ZM236 17H235V20L234 19H230V20H228V24H229V22H230V25L232 26V27H234V29L236 28V30L239 28L240 29V25L238 24V22H237V19H236ZM242 17V16H241ZM1 18V17H0ZM20 18V17H19ZM32 18V17H31ZM53 18V17H52ZM78 18H80V17H78ZM77 18V19H78ZM88 18V17H87ZM120 18V17H119ZM126 18V17H125ZM151 18V17H150ZM163 18V17H162ZM182 18V17H181ZM205 18V17H204ZM226 18V17H225ZM224 18V19H225ZM237 18H240V17H237ZM254 19H255V17H253ZM257 18H258V16H257ZM260 18V17H259ZM258 18V19H259ZM26 19V18H25ZM35 19V18H34ZM58 18H56V20H57ZM74 19V18H73ZM83 19V18H82ZM91 19V18H90ZM102 19V18H101ZM101 19H99L100 21H101ZM123 19V18H122ZM133 19V18H132ZM167 19H169V18H167ZM173 19V18H172ZM177 19V18H176ZM199 19V18H198ZM202 19V18H201ZM220 19V18H219ZM241 20L243 19V18H240ZM5 20H7V19H5ZM13 20V19H12ZM43 20V19H42ZM46 20H47V18H46ZM50 20V22H51V19H49ZM60 21V23H61V20H62V18H60L59 19ZM64 20V19H63ZM80 21H81V19H79ZM120 20V19H119ZM127 20H129V19H127ZM144 20H145V18H144ZM178 20V19H177ZM180 20V19H179ZM216 20V19H215ZM215 20H214V22H215ZM240 20V21H241ZM246 20L248 21V19L246 18L245 20H244V22H245V24H247V26H249L252 22H253V24L254 25H256L257 23L255 22L254 23V21L255 20H253V19H249V22H250V24L248 25V23L246 22ZM22 21V20H21ZM29 21V20H28ZM31 21V20H30ZM39 21V20H38ZM53 21V20H52ZM65 21V20H64ZM63 21V22H64ZM115 21V20H114ZM121 21V20H120ZM124 21V20H123ZM134 21V20H133ZM140 21V20H139ZM148 21V20H147ZM168 21H170V20H168ZM181 21V20H180ZM183 21V23H184V20H182ZM181 21V22H182ZM186 21V20H185ZM194 21V20H193ZM202 21V20H201ZM223 21V20H222ZM225 21H226V19H225ZM239 21V20H238ZM257 21V20H256ZM262 21V20H261ZM264 21V20H263ZM260 22L259 24L261 25H259L260 27H262L263 26V24L262 23H264V22ZM6 22V21H5ZM19 22V21H18ZM25 22V21H24ZM57 22V21H56ZM69 22V21H68ZM74 22V21H73ZM77 22H79V21H77ZM89 22V21H88ZM108 22V21H107ZM113 22V21H112ZM177 22V21H176ZM198 22V21H197ZM200 22V21H199ZM198 22V23H199ZM213 22V23H214ZM218 22V21H217ZM220 22V21H219ZM258 22V21H257ZM8 23V22H7ZM22 23V22H21ZM27 23H29V22H27ZM71 23V22H70ZM90 23V22H89ZM95 23V22H94ZM141 23V22H140ZM164 23H167V22H164ZM182 23V24H183ZM187 24H191V23H188V21L186 22ZM196 23V22H195ZM197 23V24H198ZM205 23V22H204ZM204 23H203V25H204ZM206 23V24H207ZM208 23V24H209ZM212 23V22H211ZM221 23H223V22H221ZM225 23V22H224ZM240 23V22H239ZM242 23V25H243V21L241 22ZM11 24V23H10ZM57 24V23H56ZM61 24H63V23H61ZM65 24H66V22H65ZM78 24V23H77ZM91 24V23H90ZM90 24H89V26H90ZM93 24V23H92ZM115 24V23H114ZM153 24V23H152ZM155 24V23H154ZM172 24V23H171ZM180 24V23H179ZM181 24V25H182ZM186 24V25H187ZM215 24V23H214ZM217 24V23H216ZM252 24V25H253ZM27 25V24H26ZM25 25V26H26ZM37 25V24H36ZM64 25V24H63ZM67 25H69L68 23H67ZM66 25V26H67ZM75 25H76V23H75ZM80 25H82V24H80ZM83 25H85V24H83ZM82 25V26H83ZM94 25V24H93ZM92 25V26H93ZM101 25V24H100ZM139 25V24H138ZM159 25V24H158ZM174 25V24H173ZM184 25V24H183ZM193 25H194V23H193ZM220 25V24H219ZM226 25H227V23H226ZM241 25V26H242ZM253 25V26H254ZM57 26V25H56ZM65 26V25H64ZM99 26V25H98ZM142 26V25H141ZM176 26V25H175ZM185 26V25H184ZM195 26H197V25H195ZM212 26V25H211ZM246 25H245V29L248 31V27H247ZM253 26H250V27H253ZM3 27V26H2ZM9 27V26H8ZM13 28H15L14 27V25L12 26ZM27 27V26H26ZM25 27V28H26ZM36 27H38V26H36ZM62 27V26H61ZM68 28H69V26H67ZM75 27V26H74ZM94 27H95V25H94ZM106 27V26H105ZM138 27V26H137ZM152 27H153V25H152ZM154 27H156V26H154ZM180 27V26H179ZM222 27H224V25H222L221 26V28ZM257 27H258V24H257ZM257 28V29H254V30H250L251 31V33H250V31H246L245 29L243 30V31H241V29H240V31L241 32H243L242 33V35H244V31H246L245 32V35H246V38L248 37L247 36V34L248 33H250V35L251 34H253V35H256V34H258V33H261V36H262V32H258V31H256V30H258V29H261V30H263V28H264V26L262 27V28ZM1 28V27H0ZM57 28V27H56ZM59 28V27H58ZM64 28V27H63ZM70 28H72L71 26H70ZM69 28V29H70ZM81 28V27H80ZM90 28H91V26H90ZM93 28V27H92ZM104 28V27H103ZM109 28V27H108ZM133 28V27H132ZM172 28V27H171ZM176 28V27H175ZM183 28H185V27H183ZM186 28H188V26L186 27ZM185 28V29H186ZM253 28H255V26L253 27ZM19 29V28H18ZM42 29V28H41ZM48 29V28H47ZM52 29H54V28H52ZM62 29V28H61ZM76 29H78V27L76 28ZM83 29H84V26H83ZM88 29H89V27H88ZM96 29V28H95ZM124 29H125V27H124ZM160 29V28H159ZM168 29V28H167ZM179 29V28H178ZM191 29V28H190ZM193 29H194V26H193ZM215 29V28H214ZM220 29V28H219ZM218 29V30H219ZM224 29V28H223ZM226 29V28H225ZM238 29V30H239ZM251 29V28H250ZM10 30V29H9ZM19 30H21V29H19ZM28 30V29H27ZM57 30H60V29H57ZM89 30H91V29H89ZM88 30V31H89ZM93 30V29H92ZM91 30V31H92ZM104 30V29H103ZM108 30V29H107ZM115 30V29H114ZM127 31H128V29H126ZM135 30V29H134ZM133 30V31H134ZM147 30V29H146ZM166 30V29H165ZM230 30H232V28H230ZM229 30V31H230ZM237 30V31H238ZM18 31V30H17ZM44 31L46 32V30L44 29ZM44 31L42 32L43 34H44ZM70 31V30H69ZM74 31V30H73ZM77 31V30H76ZM75 31V32H76ZM83 31V30H82ZM86 31V30H85ZM90 31V32H91ZM96 31V30H95ZM113 31V30H112ZM111 31V32H112ZM124 31V30H123ZM137 31V30H136ZM140 31V30H139ZM158 31V30H157ZM163 31V30H162ZM179 30H177V32H178ZM190 31V30H189ZM209 31V30H208ZM211 31V30H210ZM224 31V30H223ZM226 31V30H225ZM240 31H239V34H240ZM20 32V31H19ZM39 32V31H38ZM72 31H70V33H71ZM84 32V31H83ZM97 32V31H96ZM121 32V31H120ZM130 32V31H129ZM138 32V31H137ZM161 32V31H160ZM193 32H195V31H193ZM193 32H191V33H193ZM199 32V31H198ZM219 32L221 33V29H220V31H218L217 32V34H219ZM234 32V31H233ZM22 33V32H21ZM36 33V32H35ZM62 33H63V31H62ZM82 33V32H81ZM93 33V32H92ZM95 33V32H94ZM110 33V32H109ZM126 33V32H125ZM131 33H132V31H131ZM140 33H141V31H140ZM149 33H151V32H149ZM164 33V35L166 34L165 32H163ZM185 33V32H184ZM208 33H210V32H208ZM216 33V32H215ZM226 33H229V32H226ZM263 33H264V30H263ZM78 34V33H77ZM76 34V35H77ZM80 34V33H79ZM84 34V33H83ZM100 34V33H99ZM143 34V33H142ZM148 34V33H147ZM173 34V33H172ZM179 34V33H178ZM196 34V33H195ZM204 34V33H203ZM2 35V34H1ZM29 35H30V33H29ZM71 35H73V34H71ZM82 35V34H81ZM86 35V34H85ZM89 35V34H88ZM98 35V34H97ZM101 35H102V33H101ZM111 35V34H110ZM119 34L117 33V34H115V35H112V37H117ZM122 35H124L123 33H122ZM126 35V34H125ZM124 35V36H125ZM139 35V34H138ZM163 35V36H164ZM167 35V34H166ZM165 35V36H166ZM177 35V34H176ZM193 35V34H192ZM200 35V34H199ZM207 35V34H206ZM227 35H229V34H227ZM235 35H236V33H235ZM234 35V36H235ZM244 35V36H245ZM249 35V34H248ZM249 35V37H252V35L250 36ZM28 36V35H27ZM44 36V35H43ZM54 36V35H53ZM61 36V35H60ZM80 36V35H79ZM87 36V35H86ZM91 36H94V35H91ZM106 36V35H105ZM129 36H130V34H129ZM137 36V35H136ZM153 36V35H152ZM152 36H150L148 39H152ZM159 36H160V34L158 35V38H159ZM162 36V35H161ZM203 35H201V37H202ZM221 36H223L222 34H221ZM237 36V35H236ZM238 36H240V35H238ZM244 36H242V37H244ZM23 37V36H22ZM29 37V36H28ZM31 37V36H30ZM51 37V36H50ZM50 37H49V39H50ZM58 37V36H57ZM62 37V36H61ZM71 37V36H70ZM74 37H75V35H74ZM83 37V36H82ZM89 37V36H88ZM97 37V36H96ZM102 37V36H101ZM106 37H109V35L108 36H106ZM133 37H135L134 35H133ZM142 37V36H141ZM144 37V36H143ZM171 37V36H170ZM172 37H173V35H172ZM249 37H248V39H249ZM257 37V36H256ZM35 38V37H34ZM39 38V37H38ZM54 38V37H53ZM72 38V37H71ZM84 38V37H83ZM95 38V37H94ZM126 38V37H125ZM157 38V37H156ZM155 38V39H156ZM162 38V37H161ZM168 38V37H167ZM187 38V37H186ZM212 38H213V36H212ZM220 38V37H219ZM240 38V37H239ZM253 38H255V36L253 37ZM259 38L261 39V37L259 36ZM31 39V38H30ZM45 39V38H44ZM57 39V38H56ZM76 39V38H75ZM74 39V40H75ZM77 39H78V36H77ZM81 39V38H80ZM117 39V38H116ZM130 39H132V37L130 38ZM160 39V38H159ZM164 39V38H163ZM203 39V38H202ZM209 39V38H208ZM216 39H218V38H216ZM252 39V38H251ZM257 39V38H256ZM54 40V39H53ZM100 40V39H99ZM98 40V41H99ZM101 40H103V39H101ZM158 40V39H157ZM167 40V39H166ZM204 40V39H203ZM215 40V39H214ZM244 40V39H243ZM246 40V39H245ZM258 40V42H259V39H257ZM263 40V39H262ZM36 41V40H35ZM93 41V40H92ZM97 41V42H98ZM110 41V40H109ZM154 41V40H153ZM206 41H207V39H206ZM241 41V40H240ZM248 41V40H247ZM250 41V40H249ZM58 42V41H57ZM69 42V41H68ZM86 42V41H85ZM95 42V41H94ZM106 42V41H105ZM123 42V41H122ZM140 42V41H139ZM151 42V41H150ZM199 42V41H198ZM209 42V41H208ZM218 42V41H217ZM260 42H261V40H260ZM24 43V42H23ZM35 43V42H34ZM104 43V42H103ZM115 43V42H114ZM175 43V42H174ZM213 43H215V42H213ZM241 43V42H240ZM243 43H246L245 41L243 42ZM59 44V43H58ZM66 44H68V43H66ZM71 44V43H70ZM94 44V43H93ZM95 44H96V42H95ZM98 44H99V42H98ZM101 44H102V42H101ZM117 44V43H116ZM124 44V43H123ZM127 44V43H126ZM125 44V45H126ZM152 44V43H151ZM170 44V43H169ZM181 44V43H180ZM224 44V43H223ZM262 44V43H261ZM48 45V44H47ZM61 45V44H60ZM81 45V44H80ZM217 45V44H216ZM221 45V44H220ZM252 45V44H251ZM15 46V45H14ZM31 46V45H30ZM33 46V45H32ZM53 46V45H52ZM57 46V45H56ZM55 46V47H56ZM64 46V45H63ZM91 46H93V45H91ZM100 46V45H99ZM106 46H108V45H106ZM157 46V45H156ZM181 46V45H180ZM28 47V46H27ZM35 47V46H34ZM59 46H57V48H58ZM62 47V46H61ZM82 47V46H81ZM134 47V46H133ZM132 47V48H133ZM137 47V46H136ZM158 47V46H157ZM177 47V46H176ZM186 47H187V45H186ZM215 47V46H214ZM261 47V45H259V48ZM262 47H264V46H262ZM56 48V49H57ZM65 48V47H64ZM126 48V47H125ZM159 48H161V47H159ZM165 48V47H164ZM194 48V47H193ZM218 48V47H217ZM224 48V47H223ZM227 48V47H226ZM249 48V47H248ZM62 49V48H61ZM61 49H60V51H61ZM82 49V48H81ZM154 49H155V47H154ZM162 49V48H161ZM182 49V48H181ZM191 49V48H190ZM229 49V48H228ZM48 50V49H47ZM50 50H51V48H50ZM64 50V49H63ZM77 50V49H76ZM85 50V49H84ZM83 50V51H84ZM93 50V49H92ZM131 50V49H130ZM180 50V49H179ZM183 50V49H182ZM186 50V49H185ZM188 50V49H187ZM252 50V49H251ZM256 50H258V48L256 49ZM261 49H259V52L260 53H262L261 55H264V49L262 50L263 52H261L260 51ZM27 51V50H26ZM57 51H59V50H57ZM70 51H71V47H70ZM153 51V50H152ZM169 51V50H168ZM201 51V50H200ZM237 51V50H236ZM255 50L253 49V54H252V56H254L255 54V52H254ZM85 52H87L88 53V51H87V49L85 50ZM84 52V53H85ZM96 52V51H95ZM126 52V51H125ZM171 52V51H170ZM183 51H181V53L180 52H177L176 53V55L174 56V57H172L173 58V60H170V62H169V60H168V62L169 63H167L166 64V62H165V64H164V66H163V68L161 69H159V67L157 68L156 67V65H153L154 63H151V65H148L147 64V62H146V64L143 62H141L142 64V67L141 66H135V70L133 69V70H130L129 68V70H127L126 68H127V66H126V70L127 71H124L122 74H120V75H117V72H116V74L114 73L116 70H115V68L113 69V68H110L111 70H109V71H107L106 73L105 72H101L100 74H97V75H93L94 77H95V79H93L94 77L93 76H91V75H87V73L85 74V76H83L82 77V79H84V80H86L85 82L83 81V88L81 89V92H84V93H87V94H92V93H95V91L97 90V92L99 93V92H103V94H109V95H112L113 96V99H112V101H110L109 99H111L110 97H108V96H106V97H108L109 99V101H110V104H109V107H111L110 109H113V115H114V117H116L117 119H122V115L124 116V114L126 113H128V112H133V113H136V111H140V109L142 110L141 112H143L144 110L147 112H145L147 115L150 113H153V115H155V117L154 118H152V120H160V121H163V119H164V113L167 111L168 112V109L169 110H171L172 111V113H173V110L175 109V108H178V107H180V106H182V107H180V110L182 109V108H189L188 107V105L189 104H191V103H193L192 101H191V103H190V101L189 100H187V101H189V104L187 103V104H185L184 102V104H182V100H184L185 102H187L186 101V99L187 98H189L190 100H191V98L193 99V101H195L194 99L195 98H197V100H198V98H199V100H203V99H205V100H207V98H209L210 100L211 99H213L214 98V101H215V99H217V98H230V100H231V98L234 100V99H236L237 100V98H238V101H239V98H246L245 99V101H244V99L242 100V101H244V102H246V100H247V98H258L257 100H255L253 103H258L262 98H264V72H262V71H264V61H263V65H261L260 63V65L258 64L257 65V63L254 65V64H252V62H253V60H252V62H245V57H243V58H241V57H238V55L236 56V57H234V59L232 58V60H231V62L229 61V62H226V61H223V60H220V59H218V58H212L211 59V57L208 55V54H206V56L208 57H210V59H206V58H202L201 59V57H204V55L203 54H198V55H200L199 57H200V59L199 60H197L196 59V57H195V59L197 60V61H195L193 64H194V66L192 67V73H191V71L190 72H187L186 70V75L188 76V73L189 74H191V76L189 75V77L188 78H186V79H189L190 77V79H189V81L188 82H186L185 80H183L182 79V77H184V75L183 74H185V71H184V66H183V62H179V60L177 61V58L178 57H180L181 58V54H183L182 53ZM190 52V51H189ZM213 52V51H212ZM228 52V51H227ZM233 52V51H232ZM252 52V51H251ZM250 52V53H251ZM256 52H258V51H256ZM258 52V53H259ZM59 53V52H58ZM58 53H57V56H58ZM101 53V52H100ZM149 53V52H148ZM166 53V52H165ZM49 54H52V53H49ZM81 54V53H80ZM167 54H168V56H169V53L167 52ZM2 55V54H1ZM55 54H53V56H54ZM65 55V54H64ZM63 54H62V56L61 57H63L64 56ZM76 55V54H75ZM85 55V54H84ZM90 55V54H89ZM94 55V54H93ZM150 55V54H149ZM153 55H155V53L153 54ZM189 55V54H188ZM229 55V54H228ZM242 55V54H241ZM14 56V55H13ZM57 56L55 57V58H57ZM69 57H70V55H68ZM151 56V55H150ZM163 56V55H162ZM184 57H185V55H183ZM191 56V55H190ZM189 56V57H190ZM205 56V57H206ZM217 56H218V53H217ZM225 56H226V54H225ZM234 56V55H233ZM252 56H249V58L251 57L252 58ZM61 57H58V58H61ZM85 57H86V55H85ZM95 57V56H94ZM166 57V56H165ZM192 57H193V55H192ZM198 57V58H199ZM228 57V56H227ZM256 57H258L257 56V53H256V55H255V57L254 58H256ZM259 57H260V55H259ZM264 56H262V58H263ZM67 58V57H66ZM72 58V57H71ZM76 58V57H75ZM78 58H79V56H78ZM135 58V57H134ZM137 58V57H136ZM151 58V57H150ZM150 58H148V59H150ZM164 58V57H163ZM169 58V57H168ZM224 58V57H223ZM250 58V59H251ZM62 59V58H61ZM68 59V58H67ZM152 59V58H151ZM183 59V58H182ZM192 59V58H191ZM190 59V60H191ZM226 59V58H225ZM108 60V59H107ZM129 60V59H128ZM165 60H166V58H165ZM185 60V59H184ZM190 60H188L189 62H191ZM227 60V59H226ZM249 60V59H248ZM263 60V59H262ZM109 61H110V59H109ZM117 61V60H116ZM126 61V60H125ZM132 61V60H131ZM149 61V60H148ZM151 61V60H150ZM162 60H160V62H161ZM187 61V60H186ZM260 61V60H259ZM1 62V61H0ZM2 62H3V59H2ZM7 62H8V60H7ZM189 62H187V63H189ZM256 62V61H255ZM82 63V62H81ZM123 63V62H122ZM164 63V62H163ZM254 63V62H253ZM3 64H4V62H3ZM2 64V65H3ZM12 65H14L13 63H11ZM108 64V63H107ZM124 64V63H123ZM127 64H129V63H127ZM131 64V63H130ZM145 64V65H144ZM190 64H192V62L190 63ZM5 65V64H4ZM3 65V66H4ZM9 65V64H8ZM20 65V64H19ZM80 65V64H79ZM111 65V64H110ZM144 65V66H143ZM15 66V65H14ZM16 66H18V65H16ZM81 66V65H80ZM107 66V65H106ZM105 66V67H106ZM132 66V65H131ZM130 66V67H131ZM263 66V67H262ZM9 67V66H8ZM79 67V66H78ZM82 67V66H81ZM120 67V66H119ZM138 67V68H137ZM161 67V66H160ZM186 67V66H185ZM12 68V67H11ZM14 68V67H13ZM101 68V67H100ZM3 69V68H2ZM6 68H4V70H5ZM187 69V68H186ZM0 70H1V68H0ZM3 70V71H4ZM99 69L97 68V71H98ZM114 70V71H113ZM188 70H190V68L188 69ZM2 71V70H1ZM93 71V70H92ZM6 72V71H5ZM9 72V71H8ZM96 72V71H95ZM2 73V72H1ZM11 73V72H10ZM15 73V72H14ZM92 73V72H91ZM5 74H7V73H5ZM9 74V73H8ZM24 74V73H23ZM89 74V73H88ZM32 75V74H31ZM38 75V74H37ZM22 76V75H21ZM29 76V75H28ZM27 76V77H28ZM34 76V75H33ZM32 76V77H33ZM41 76V75H40ZM30 77V76H29ZM31 77V78H32ZM93 77V78H92ZM138 79V81H137V79ZM186 77V76H185ZM39 78H41V77H39ZM38 78V79H39ZM49 78H51V77H49ZM7 79L8 80H6L7 81V83L5 82H2L3 80H1L0 79V83H4V85L5 84H7V85H13V86H17V85H25V80L24 79H22L21 77H19V76H14V75H11V76H8L7 77ZM26 79V78H25ZM42 79H46V77L45 78H42ZM52 79V78H51ZM5 80V79H4ZM28 80H29V78H28ZM40 80V79H39ZM47 80H48V78H47ZM58 80V79H57ZM79 80V79H78ZM56 81V80H55ZM24 82V83H23ZM53 82V81H52ZM34 83V82H33ZM79 83V82H78ZM81 84V83H80ZM2 85V84H1ZM20 85V86H21ZM31 85H33V84H31ZM35 85V84H34ZM65 85V84H64ZM74 85V84H73ZM41 86V85H40ZM49 86V85H48ZM58 86V85H57ZM81 85H79V87H80ZM8 87V86H7ZM10 87V86H9ZM19 87V86H18ZM44 87V86H43ZM45 88V87H44ZM74 88V87H73ZM72 88V89H73ZM14 89V88H13ZM51 89V88H50ZM75 89V88H74ZM27 89H25V91H26ZM60 90V89H59ZM61 90H63V88H61ZM77 90V89H76ZM83 90V91H82ZM8 91V90H7ZM31 91V90H30ZM64 91V90H63ZM4 92V91H3ZM28 92V91H27ZM68 92H69V90H68ZM77 92V91H76ZM96 92V93H97ZM1 93H2V91H1ZM46 93V92H45ZM64 93V92H63ZM70 93H71V91H70ZM79 92H77V94H78ZM5 94V93H4ZM38 94V93H37ZM43 94H44V92H43ZM43 94H42V96H43ZM138 94H142V95H140V96H137ZM3 95V94H2ZM64 95V94H63ZM69 95V94H68ZM79 95V94H78ZM77 95V96H78ZM94 95V94H93ZM135 95H136V97H135ZM35 96H36V94H35ZM39 96V95H38ZM37 96V97H38ZM92 96V95H91ZM103 96H105V95H103ZM103 96H102V99H104L103 98ZM3 97V96H2ZM50 97V96H49ZM64 97V96H63ZM67 97V96H66ZM78 97H80V96H78ZM82 97V96H81ZM83 97H85V96H83ZM88 97V96H87ZM90 97V96H89ZM94 97H95V95H94ZM11 98V97H10ZM16 98V97H15ZM40 98V97H39ZM47 97H45L44 99H46ZM98 98V97H97ZM261 98V99H260ZM59 99V98H58ZM75 99V98H74ZM87 99V98H86ZM96 99V98H95ZM101 99V100H102ZM1 100V99H0ZM14 100V99H13ZM22 100V99H21ZM33 100V99H32ZM71 100V99H70ZM83 100V99H82ZM107 100V101H108ZM241 100V99H240ZM249 100V99H248ZM251 100V99H250ZM249 100V101H250ZM259 100V101H258ZM263 100V99H262ZM35 101V100H34ZM51 101V100H50ZM80 101V100H79ZM84 101V100H83ZM86 101H88V100H86ZM93 101V100H92ZM95 101V100H94ZM109 101H108V103H109ZM204 101V100H203ZM203 101H202V105H203ZM223 101V100H222ZM228 101V100H227ZM257 101V102H256ZM264 101V100H263ZM36 102H37V100H36ZM36 102H34L35 104V106H38V105H36ZM61 102V104H62V101H60L59 100V103ZM76 102V101H75ZM81 102V101H80ZM96 102V101H95ZM199 102V101H198ZM198 102H196V103H198ZM225 102H226V100H225ZM234 102V101H233ZM239 102H241V101H239ZM248 102V101H247ZM38 103V102H37ZM58 103V102H57ZM78 103V102H77ZM83 103V102H82ZM90 103H93V102H90ZM99 103V102H98ZM101 103V102H100ZM104 103V102H103ZM214 103V102H213ZM230 103V102H229ZM261 103V102H260ZM11 104V103H10ZM24 104V103H23ZM33 104V103H32ZM42 104V103H41ZM76 104V103H75ZM86 104V103H85ZM88 104V103H87ZM107 104V102L105 103V105ZM199 104V103H198ZM207 104V103H206ZM217 104H218V102H217ZM221 104H222V102H221ZM237 104V103H236ZM247 103H245V105H246ZM259 104V103H258ZM261 104H264V103H261ZM30 105V104H29ZM44 105V104H43ZM50 105V104H49ZM66 105V104H65ZM77 105V104H76ZM83 105V104H82ZM82 105H81V107H82ZM89 105V104H88ZM92 105V104H91ZM94 105V104H93ZM93 105H92V107H93ZM101 105V104H100ZM184 105V106H183ZM192 105V104H191ZM200 105V104H199ZM209 105H211V104H209ZM208 105V108L210 107ZM224 105V104H223ZM222 105V106H223ZM241 105V104H240ZM249 105V104H248ZM9 106H11V105H9ZM52 106V105H51ZM80 106V105H79ZM99 106V105H98ZM101 106H103V113H105L106 112V107H108V104H107V106L105 107L104 105H101ZM194 106V105H193ZM205 106V105H204ZM242 106H244L243 104H242ZM258 106V105H257ZM15 107H18V106H15ZM55 108H56V106H54ZM74 107H77V106H74ZM86 107V106H85ZM105 107V108H104ZM192 107V106H191ZM196 107H197V105H196ZM206 107V106H205ZM204 107V108H205ZM216 107V106H215ZM235 107V106H234ZM239 107H241V106H239ZM249 107V106H248ZM247 107V108H248ZM263 107V106H262ZM12 108V107H11ZM26 108V107H25ZM36 108V107H35ZM34 108V109H35ZM82 108H84V107H82ZM90 108V107H89ZM99 108V107H98ZM199 108V107H198ZM201 108H203V107H201ZM207 108V107H206ZM213 108V107H212ZM219 108V107H218ZM225 108V107H224ZM238 108V107H237ZM246 108V107H245ZM246 108V109H247ZM250 108H252V105H251V107ZM254 109H255V107H253ZM256 108H258V107H256ZM15 109V108H14ZM29 109V108H28ZM58 109H59V107H58ZM97 109V108H96ZM95 109V110H96ZM102 109V108H101ZM105 109V110H104ZM108 109V108H107ZM179 109V108H178ZM223 109V108H222ZM221 109V110H222ZM234 109V108H233ZM7 110V109H6ZM10 110V109H9ZM18 110V109H17ZM41 110V109H40ZM52 110V109H51ZM66 110V109H65ZM64 110V111H65ZM73 110V109H72ZM78 110H79V108H78ZM91 110V109H90ZM95 110H93V111H95ZM98 110V109H97ZM96 110V111H97ZM166 110V111H165ZM189 110V109H188ZM192 110V109H191ZM195 110V109H194ZM197 110V109H196ZM199 110H200V108H199ZM204 109H202V111H203ZM219 110V109H218ZM225 111H226V109H224ZM235 110V109H234ZM11 111H13V110H11ZM54 111V110H53ZM52 111V112H53ZM59 111V110H58ZM74 111V110H73ZM87 112H88V110H86ZM148 111H149V113H148ZM177 111V110H176ZM183 111V110H182ZM228 111H230L229 109H228ZM254 111H256V110H254ZM262 111H263V109H262ZM9 112V111H8ZM19 112H20V109H19ZM25 112V111H24ZM30 112V111H29ZM55 112H57V109H56V111H54L53 113L55 114ZM66 112H68V111H66ZM76 112H77V110H76ZM108 112V111H107ZM112 112V111H111ZM118 112H119V114H118ZM191 112V111H190ZM193 113H194V111H192ZM218 112V111H217ZM219 112H220V110H219ZM238 112V111H237ZM252 112V111H251ZM257 112V111H256ZM10 113V112H9ZM17 113V112H16ZM31 113H33V111H31ZM39 113V112H38ZM60 114H62V112H59ZM58 113V114H59ZM102 113V114H103ZM139 113V112H138ZM144 113V114H145ZM176 113V112H175ZM181 113H183V112H181ZM180 113V114H181ZM187 113H188V111H187ZM196 113V112H195ZM207 113V112H206ZM211 113V112H210ZM216 113V112H215ZM227 113V112H226ZM240 113V112H239ZM247 113V112H246ZM245 113V114H246ZM261 113V112H260ZM13 114V113H12ZM19 114V113H18ZM37 114V113H36ZM57 114V115H58ZM66 114V113H65ZM72 114V113H71ZM178 114H179V110H178ZM178 114L176 113L175 114V116L177 115L178 116ZM180 114H179V116H180ZM183 114H185V113H183ZM208 114V113H207ZM206 114V115H207ZM217 114V113H216ZM219 114H221V113H219ZM223 114H224V112H223ZM222 114V115H223ZM254 114H255V112H254ZM15 115V114H14ZM35 115V114H34ZM44 115V114H43ZM53 115V114H52ZM52 115H49L48 114V118H49V116H52ZM56 115V114H55ZM76 115H79V114H76ZM84 115V114H83ZM89 115V114H88ZM111 115V114H110ZM117 115V116H116ZM170 115V114H169ZM193 115V114H192ZM199 115V114H198ZM203 116H204V114H202ZM227 115V114H226ZM248 115V114H247ZM250 115V114H249ZM252 115V114H251ZM257 115V114H256ZM33 116V115H32ZM38 116V115H37ZM90 116V115H89ZM130 116V115H129ZM139 117H140V115H138ZM145 116V115H144ZM150 116V115H149ZM151 116H152V114H151ZM150 116V117H151ZM176 116V117H177ZM191 116V115H190ZM201 116V115H200ZM209 116V115H208ZM221 116V115H220ZM230 116V115H229ZM235 116V115H234ZM240 117H241V115H239ZM259 116V115H258ZM36 117V116H35ZM59 117L60 116H58V117H54V119H59ZM71 117V116H70ZM73 117V116H72ZM80 117V116H79ZM83 117V116H82ZM121 117V118H120ZM163 117V118H162ZM165 117H167L166 115H165ZM186 117V116H185ZM205 117H207V116H205ZM232 117V116H231ZM236 117V116H235ZM1 118V117H0ZM5 118V117H4ZM18 118H20V117H18ZM33 118V117H32ZM52 118V117H51ZM62 118V117H61ZM65 118V117H64ZM85 118V117H84ZM94 118V117H93ZM92 118V119H93ZM144 118V117H143ZM147 118H148V116H147ZM146 118V119H147ZM186 118H189V116L188 117H186ZM194 118H195V115H194ZM196 118H198V117H196ZM201 118V117H200ZM225 118V117H224ZM247 118H249V117H247ZM263 118V117H262ZM16 119V118H15ZM34 119V118H33ZM53 119V120H54ZM73 119V118H72ZM77 119H78V117H77ZM88 119V118H87ZM112 119V118H111ZM128 119H130V117L128 118ZM139 119V118H138ZM142 119V118H141ZM162 119V120H161ZM207 119V118H206ZM209 119V118H208ZM219 119H220V117H219ZM230 119V118H229ZM30 120V119H29ZM46 120H48V119H46ZM63 120V119H62ZM94 120V119H93ZM104 120V119H103ZM105 120H107V118L105 119ZM116 120V119H115ZM136 120V119H135ZM144 120V119H143ZM143 120H141V121H143ZM150 120V119H149ZM174 120H176V118L174 117ZM180 120H182V119H180ZM192 120H193V118H192ZM198 120H201V119H198ZM198 120H196V122L198 121ZM225 120V119H224ZM228 120V119H227ZM235 120V119H234ZM242 120V119H241ZM244 120H246V119H244ZM263 120V119H262ZM24 121V120H23ZM22 121V122H23ZM49 121H51V120H49ZM69 121H70V119H69ZM75 121V120H74ZM81 121V120H80ZM85 121V120H84ZM91 121V120H90ZM122 121V120H121ZM120 121V122H121ZM140 121V123H143V122H141ZM157 121V122H158ZM183 121V120H182ZM232 121H233V119H232ZM238 121V120H237ZM254 121V120H253ZM13 122V121H12ZM21 122V121H20ZM25 122V121H24ZM37 122V121H36ZM70 122H72V121H70ZM109 122V121H108ZM116 122H118V120L116 121ZM153 122V121H152ZM166 122V121H165ZM218 122H219V125H217L218 124ZM218 122H216L217 124V126H216V128L214 129V130H216V132H218L219 131V133L218 134H215V136L216 135H219V134H221L220 133V131H222L223 133H226L225 132V127H224V124H226V123H224V122H222V121H218ZM256 122V121H255ZM263 122H264V120H263ZM262 122V123H263ZM18 123V122H17ZM33 123V122H32ZM40 123V122H39ZM49 123V122H48ZM80 123V122H79ZM106 123V122H105ZM119 123V122H118ZM139 123V124H140ZM156 123V122H155ZM159 123V122H158ZM164 123V122H163ZM162 123V124H163ZM167 123V122H166ZM178 123V122H177ZM184 123V122H183ZM187 123H189V121L188 122H186V124H184V126L185 125H188ZM191 123V122H190ZM198 123V122H197ZM200 123V122H199ZM202 123V122H201ZM224 123V124H223ZM228 123H229V121H228ZM232 123V122H231ZM258 123V122H257ZM261 123V124H262ZM6 124V123H5ZM9 124V123H8ZM26 124V123H25ZM50 124V123H49ZM54 124V123H53ZM58 124V123H57ZM70 124V123H69ZM74 123H72V125H73ZM91 124V123H90ZM89 124V125H90ZM104 124V123H103ZM108 124V123H107ZM110 124V123H109ZM120 124V123H119ZM122 124V123H121ZM120 124V125H121ZM125 122L123 123V126L122 127H124L125 128ZM132 124V123H131ZM144 124V123H143ZM149 124H150V122H149ZM237 124V123H236ZM235 124V125H236ZM243 124V123H242ZM245 124V123H244ZM29 125V124H28ZM28 125H27V127H28ZM30 125H31V123H30ZM42 125V124H41ZM46 125V124H45ZM48 125V124H47ZM51 125H52V123H51ZM94 125V124H93ZM97 125V124H96ZM112 125V123L110 124V126ZM126 125H127V123H126ZM141 125V124H140ZM157 125V124H156ZM164 125V127H162L163 129L165 128V124H163ZM192 125V124H191ZM194 125V124H193ZM200 125V124H199ZM207 125V124H206ZM210 125V124H209ZM229 126H230V124H228ZM239 125V124H238ZM3 126H5V125H3ZM12 126V125H11ZM36 126H38V125H36ZM35 126V127H36ZM40 126V125H39ZM63 126V125H62ZM77 126V125H76ZM92 126V125H91ZM99 126H101V125H99ZM119 126V125H118ZM121 126H119V127H121ZM132 126H133V124H132ZM142 126V125H141ZM148 127H149V125H147ZM152 126V125H151ZM174 126V125H173ZM213 126V125H212ZM228 126V127H229ZM254 126H255V124H254ZM258 126V125H257ZM263 126V125H262ZM25 127V126H24ZM43 127V126H42ZM45 127V126H44ZM43 127V128H44ZM47 127V126H46ZM52 127V126H51ZM68 127V126H67ZM78 127V126H77ZM83 127V126H82ZM86 127V126H85ZM103 127H104V125H103ZM108 127V126H107ZM113 127V126H112ZM127 127V126H126ZM139 127V126H138ZM144 127V126H143ZM168 127H169V124H168ZM204 127H205V125H204ZM206 127H208V126H206ZM205 127V128H206ZM214 127V126H213ZM230 127H234V126H230ZM244 127V126H243ZM7 128V127H6ZM5 128V129H6ZM29 128V127H28ZM30 128H32V127H30ZM37 128V127H36ZM40 128V127H39ZM84 128V127H83ZM87 128H89V127H87ZM95 128H96V126H95ZM116 129H117V127H115ZM123 128V129H124ZM131 128V127H130ZM151 128H153V126L151 127ZM154 128H155V125H154ZM154 128H153V130H154ZM161 128V129H162ZM174 128V127H173ZM177 128V127H176ZM197 128V127H196ZM212 128V127H211ZM238 128V127H237ZM240 128V127H239ZM239 128L237 129V130H239ZM251 128V127H250ZM249 128V129H250ZM253 128V127H252ZM4 129V130H5ZM22 129V128H21ZM34 129V128H33ZM46 129V128H45ZM90 129V128H89ZM97 129V128H96ZM95 129V130H96ZM112 129V128H111ZM120 129H122V128H120ZM119 129V130H120ZM129 129V128H128ZM132 129V128H131ZM130 129V130H131ZM142 129V128H141ZM159 129V128H158ZM162 129V130H163ZM170 129V128H169ZM181 129V128H180ZM185 129V128H184ZM183 129V127H182V130H184ZM187 129V128H186ZM201 130H202V127L200 128ZM230 129V128H229ZM228 128H227V130H229ZM232 129V128H231ZM236 129V128H235ZM234 129V130H235ZM8 130H10V128H8ZM51 130H52V128H51ZM53 130H55V129H53ZM52 130V131H53ZM87 130V129H86ZM92 130V129H91ZM91 130H90V132H91ZM100 130V129H99ZM112 130H114V129H112ZM130 130H127L128 132L130 131ZM152 130V129H151ZM155 130H157V129H155ZM162 130H160V131H162ZM164 130H166V128L164 129ZM164 130L162 131V132H160V134H159V136H158V133H154L153 135L151 134V133H149L148 134V132H151L150 130L148 131H146L145 132V134H144V132L142 131V134H144V135H142L141 134V132L140 131H137L138 133L136 134L135 133V131H136V129H135V131H134V133L136 134V136H135V134L134 135H129V137L127 138L126 136L128 135H126L125 137L127 138V139H129V141L127 140L126 142H124V143H122L121 144V146H119V148H124L125 150H129V149H133L134 150V153L136 152V153H138V154H132V156L129 154H127L128 155V157L129 156H131L130 158L131 159H134L135 157L136 158H138L137 159V161H133L134 163H125L126 164V166L124 165L123 166V168L122 169H120L119 168V170H116V171H120V170H122V173H121V171H120V173L121 174H123V169H124V172L126 173L123 177H124V179H122V177H121V180H119V181H123V180H130L129 182L128 181H126L127 183H119V184H121V186H119V187H117V189L118 188H120V189H118L119 191H118V193H117V198H119L120 200H119V203L121 202V204L122 203H124V204H122L123 206L125 205L126 207H125V210H124V214H123V216H122V222L123 223H125V225L129 228V227H132L131 225H133V223H138V221L140 222L141 220L143 221V222H146V223H144L145 225L147 224V226H145L144 227V225L142 226L141 224H140V230L139 231H141V232H139V235H137L136 236V238L138 239V238H140V239H138V241H137V243L138 244H136L137 246L135 247L136 248V253H135V251H134V249H131V250H133L134 251V253H131L130 251L131 250H129V249H127V248H125V250H127V251H129V253L127 252V253H124V252H126V251H124V252H122L121 253V255H117V252H116V250L117 249H115V247H114V245H112V242H110L112 239L110 238H105V237H102V236H100L98 233H96L95 234V238L96 239H92L91 241H89L90 240V238L92 237H90V234H93V233H91V231L92 230H89V229H87L88 231H87V233H86V231L85 230H83V232L85 231V233H83L82 232V234H84V236L85 237H83V239H85V238H87L86 237V235L89 233V231H90V234H89V237L90 238H87V239H85V240H83L82 238H80V236L82 237L83 235H81V230L82 229H86L87 227H86V225H85V223L87 222H85L84 224H83V226L81 225V224H79L78 225V223L80 222V218H81V220H82V217L79 215V214H82V212L80 213V209H82V208H80L79 209V212H77L78 210H77V208L76 207H78V205L77 204H75V202H74V199H75V197L73 198V197H71L72 199H73V201H70V196H67V195H64V197H62L61 195L59 196L60 197V199H58V201H60V203L57 201L56 202V199L55 200H53L52 198V196L53 195H55L57 192L55 191H53V190H56V188L55 189H46L47 191H45V190H43L42 188H41V185H43L42 183V180H43V178H46V176H37L38 175V173H36V171H38L37 169H36V171H35V175H33V173H32V170H31V172H27V169H26V173H28V174H26V173H23V174H17V175H11V173L13 174V170H15L13 167V170L11 171V168L9 169V168H7V163L8 162H10V161H8V157L6 156V154L8 155V153H6L5 151L3 152V154H1L0 153V165L1 164H3V165H1V166H4V167H2L3 169H1L0 168V188L2 189V191L0 190V193L2 192L3 194H4V192L6 193L7 192V188L8 187H10V186H12V188H15L16 189V191H14V193L16 192V193H18V192H22V194H23V192L27 195V199H26V197L23 199L24 200V202H20V200H21V198H20V196H21V194H19L20 196L19 197H17V199L18 198H20V200L18 201H16V202H18V204L19 203H21V207H22V204L23 203H25V204H27V205H29V203L31 202L33 205H34V207H40L41 208V211L43 212V216L41 215V216H38L37 214L38 213H33V212H31V211H29L30 210V208H29V210L27 209V211H25V212H28V213H25V212H23L22 210H21V208L19 209L18 208V206L20 205H15L14 207L15 208H13V209H15L16 210V215L15 216H19V218H17L18 220H15V218L13 219V217L10 219V220H12V221H10V225L9 226H13V225H15V222H18L19 220H22V222H23V224L21 223V221H19L18 223H16V224H18V226H19V223H21L22 225V227H28V228H30V232L28 233L27 232V229L26 228H22L21 229V226H17V225H15V226H13V228L14 229H16V227H18V229H20L19 231L20 232H22V234L24 233L25 235L24 236H26V234L28 235V236H26V237H30L29 238V243L27 242V239H25V237L21 234H19L20 235V238H23L24 237V239H25V241H26V244L25 245H27V243L29 244V245H31V239H33V238H31V236H33L34 237V234H36V232H37V236L38 235H40V236H38V239H39V237H40V239H39V242L41 243L42 242V239H43V241L45 242V245H44V243L42 244V245H44L45 247H47V248H49V250L50 251H48V249H47V252H45L44 251V249H43V246H41L42 248H40L39 247V243L37 244L38 246H36V245H34V247H32V246H29V245H27V246H25L26 248H28L29 247V249L32 247V249H30V250H33V253H35V252H38V253H35L36 254V256H35V254H31V253H28V252H30L29 251V249H26V250H28V252H26V253H28V254H31L32 255V257H31V255H29L30 257L29 258H24V259H26V260H28V261H30L31 260V258H32V261L33 262H35L34 260H38V259H43L44 260V258L47 256L48 257V255H49V253L48 252H51L52 254L54 253L55 255H57L56 256V258L59 260L58 262H57V260H56V262L58 263V264H60L61 263V261L63 260V259H65L64 258V256H67L66 255V252L69 250L68 248L70 247V246H68V245H66V243H65V240H67V239H65V235L67 234V236L69 235V234H71V233H68L67 231H73L74 233H76V235L77 234H80L79 235V237L77 236V238H76V235H75V238H72V240L71 241H74V243L72 244L73 245V247H72V245H71V247H72V249H75V251L72 253V252H70L71 254V256L70 255H68V256H70V258L73 260V257L75 256H77L76 258L77 259H75V260H77L78 261V263L79 264H128L129 263V261L130 262H134L133 260H132V258H135L136 259V256H137V259H139V260H146L148 263H146V264H264V236H262V235H260L257 231L256 232H252V235H251V238H245L243 235H242V233L240 234L239 233V231H237L234 227H229V226H226V225H228V224H225L224 223V221H222V220H224V219H222V218H219V217H221V216H219L218 218L219 219H215V220H220V223H222L221 224V226H222V228H223V230H220V228L218 229V228H216V226L215 225H217V223H219L218 221H215L214 222V220H213V217H212V215L211 214H217L216 213V211H217V209H216V207H215V205L213 204L214 202H213V200L211 199L212 197H211V192H209L206 188H209V186H207L206 185V183L208 184V181L206 182V180L203 178V180L201 179V181L200 182H202V181H205L204 183L205 184H203L202 183V185L203 186H207L206 188L204 187V208L203 209H200V210H198V209H195V207L197 206V200H199V199H197V196L195 195V191H194V189H193V187H192V180H193V178H191V175H190V173H192L193 172V170H191L190 172H189V168H192L193 166L195 167L197 164H200V163H202V162H204V163H206V164H204V168H206L205 166L207 165V161H206V159L205 158H208V157H206V156H209V154L208 155H206L205 156V154H204V152L205 151H207V149H206V147H205V145L206 144H208L207 142H204L205 141V139H204V141L203 142H200V141H196V143H191V141H194L195 142V140H185V136H184V138L183 137H180L182 134L180 133V135L178 134H176L178 137H176V135L175 136H173L172 137V135H174L175 133H177V132H175L174 130L172 131V129H171V133H168V134H172V135H170L169 136V138H167L168 140H166V137H168L165 133H166V131H165V133H164ZM233 130V131H234ZM237 130H235V131H237ZM262 130V129H261ZM12 131V130H11ZM28 131H29V129H28ZM48 131V130H47ZM75 131V130H74ZM73 131V132H74ZM77 131V132H76ZM75 131V133L73 134V133H70V134H73L72 136L70 135V134H68V135H70L69 137H72V139H69V141L67 140L66 142L68 143V142H70V143H73L74 142V145H71V146H75V147H77L75 150V152H77V153H79V157H81V155H83L82 153H84L85 155H84V157H86V155L89 153V151L90 150H92L91 148H92V146L93 145H97V143H94V144H91L92 146H87L85 143V145H86V147H88L87 149H85L84 148V146L82 145V147H81V144H82V142H86L87 141V138H89V137H91V136H89V137H87L86 135H84V136H82L83 134H89L87 131H78V130H76ZM92 131H94V130H92ZM116 131V130H115ZM115 131H113V132H115ZM122 131H125V130H122ZM121 131V132H122ZM145 131V130H144ZM159 131V130H158ZM190 131V130H189ZM197 131V130H196ZM199 131V130H198ZM210 131V130H209ZM213 131V130H212ZM20 132V131H19ZM42 132H44V130L42 131ZM72 132V131H71ZM97 132H98V129H97ZM120 132V131H119ZM140 132V133H139ZM154 132V131H153ZM167 132H169V130L167 131ZM188 132V131H187ZM228 132V131H227ZM230 132H231V130H230ZM239 132V131H238ZM240 132H242V131H240ZM253 132V131H252ZM8 133H10V132H8ZM7 133V134H8ZM13 133V132H12ZM23 133V132H22ZM21 133V134H22ZM62 133H64V132H62ZM67 133V132H66ZM94 133H95V131H94ZM163 133H164V137H165V139L163 140V136L161 137V135H163ZM184 133V132H183ZM190 133V132H189ZM192 133H193V131H192ZM198 132H196V134H197ZM201 133V132H200ZM203 133V132H202ZM209 133V132H208ZM213 133V132H212ZM211 133V134H212ZM232 133V132H231ZM243 133V132H242ZM250 133V132H249ZM256 133V132H255ZM258 133V132H257ZM11 134V133H10ZM16 134V133H15ZM14 134V135H15ZM25 134V133H24ZM38 134H39V132H38ZM52 134V133H51ZM51 134H49V135H51ZM99 134H101V131H100V133ZM118 134V133H117ZM119 134H121V133H119ZM125 134H126V132H125ZM131 134V133H130ZM140 134V135H139ZM146 134H148V135H146ZM203 134H206V132L205 133H203ZM234 134H236V133H234ZM233 134V135H234ZM250 134H252L253 135V133H250ZM30 135V134H29ZM43 135V134H42ZM55 135V134H54ZM96 135H97V133H96ZM113 135H114V138H116L118 135H116V137H115V133L114 134H112V131H107L106 132V130L104 131V130H102V136L99 138V139H101V141L103 142V144L104 145H100V143L98 144L99 146H103L102 148H100V147H97L96 148V146L94 147L95 149L94 150H98L99 148L100 149H105V151H103V150H98L97 152L96 151H94V150H92V151H94L93 152V154L94 153H96L95 155H96V157L100 154L99 152H103V153H105L104 155H105V157H106V155L108 156V160H107V162H109V163H115L116 161H115V158H113V156L111 155V153L109 152V151H111L112 152V150H111V148H110V150H108V148L107 147H104V146H108L109 145V147H111L110 145L112 144V145H114L112 142L114 141V139H112L113 138ZM123 135V136H122ZM138 135H139V137H138ZM157 135V136H156ZM183 135H185V134H183ZM191 135H193V134H191ZM198 135V134H197ZM207 135V134H206ZM230 134H228V136H229ZM238 135V134H237ZM32 136V135H31ZM36 136H38V135H36ZM44 136H45V134H44ZM48 136V135H47ZM52 136V135H51ZM65 136V135H64ZM63 136V137H64ZM100 136V135H99ZM120 136V137H119ZM118 136V139H122V137L124 138V133H122L121 135H119ZM122 136V137H121ZM133 136V137H132ZM158 137V139L156 138V137ZM187 136V135H186ZM189 136V135H188ZM196 136V135H195ZM200 136H203V135H200ZM205 136V135H204ZM213 136V135H212ZM220 136H222V135H219L218 137H220ZM223 136H224V134H223ZM251 136V135H250ZM3 137V136H2ZM9 137V136H8ZM33 137V136H32ZM87 137V138H86ZM94 137H95V134H94ZM131 137V138H130ZM138 139H137V138ZM162 139H161V138ZM172 137V138H171ZM192 137V136H191ZM209 137V136H208ZM207 137V138H208ZM217 137V136H216ZM235 137V136H234ZM239 137V136H238ZM14 138V137H13ZM35 138V137H34ZM68 138V137H67ZM92 138V137H91ZM125 138V139H126ZM159 138H160V140H159ZM190 138V136L188 137V138H186V139H189ZM194 138V137H193ZM192 138V139H193ZM198 138V137H197ZM202 138V137H201ZM222 138V137H221ZM226 138V137H225ZM229 138H231V137H229ZM235 138H237V137H235ZM243 138V137H242ZM248 138V137H247ZM257 138V137H256ZM255 137H253V139H251L252 141L251 142H253V143H255L256 144V142H254L255 140L254 139H256ZM260 138V137H259ZM10 139V138H9ZM17 139H18V137H17ZM43 139V138H42ZM49 139V138H48ZM52 139V138H51ZM54 139V138H53ZM57 139V138H56ZM64 139H66V138H64ZM95 139V138H94ZM98 139V140H99ZM137 139V140H136ZM191 139V138H190ZM199 139V138H198ZM212 140H213V138H211ZM215 139V138H214ZM218 139H220V138H218ZM223 139V138H222ZM232 139H234L233 138V136H232ZM238 139V138H237ZM236 139V140H237ZM245 139V138H244ZM264 138H262V140H263ZM11 140V139H10ZM10 140H6V141H10ZM30 140V139H29ZM34 140V139H33ZM58 140V139H57ZM70 140H72V142L70 141ZM90 140H92V139H90ZM89 140V141H90ZM201 140V139H200ZM208 140V139H207ZM210 140V139H209ZM216 140V139H215ZM247 140H249V139H247ZM254 140V141H253ZM261 140V139H260ZM260 140H257L256 139V141H259L260 142ZM262 140H261V142H262ZM12 141V140H11ZM10 141V142H11ZM26 141V140H25ZM49 141V140H48ZM120 141V140H119ZM124 141V140H123ZM219 141V140H218ZM242 141V140H241ZM15 142V141H14ZM31 142H33V141H31ZM30 142V144H32ZM38 142V141H37ZM39 142H40V140H39ZM45 142V141H44ZM47 142V141H46ZM50 142V141H49ZM55 142V141H54ZM53 142V143H54ZM64 143H65V141H63ZM80 142H81V144H80ZM91 142V141H90ZM89 142V143H90ZM94 142H95V140H94ZM101 142V143H102ZM118 142V141H117ZM122 142V141H121ZM208 142H210V141H208ZM239 142V141H238ZM237 142V143H238ZM244 142H247V141H245L244 140ZM249 142H250V140H249ZM259 142L257 143L258 144V146L260 145V144H262V143H260L259 144ZM264 142V141H263ZM3 143V142H2ZM42 143V142H41ZM41 143H40V145H41ZM87 143H88V141H87ZM115 143V142H114ZM217 143H219V142H217ZM217 143H215V144H217ZM9 144V143H8ZM12 144V143H11ZM28 144V143H27ZM29 144V145H30ZM34 144V143H33ZM36 144V143H35ZM56 144H58V143H56ZM66 144V143H65ZM80 146H79V145ZM116 144H119V143H116ZM210 144H211V142H210ZM213 144V143H212ZM211 144V145H212ZM215 144H213V145H215ZM219 144H221V143H219ZM233 144V143H232ZM231 144V145H232ZM247 144V143H246ZM245 144V146H247ZM257 144L254 146L256 149L258 148V146H257ZM2 145V144H1ZM15 145V144H14ZM19 145H21V144H19ZM39 145V146H40ZM43 145V144H42ZM46 145H49L48 143L47 144H45V146ZM77 145V146H76ZM225 145H226V143H225ZM237 145H239V143L237 144ZM249 146H251V147H253V145H250V144H248ZM7 146V144H5V147ZM15 146H18V144L17 145H15ZM26 146V145H25ZM34 146V145H33ZM51 146V145H50ZM57 146V145H56ZM60 146V145H59ZM64 146H67V144L66 145H64ZM64 146H62L63 147V149H65L63 152H65V151H68L69 149H70V147H69V149L67 150V148L65 147L64 148ZM207 147H208V145H206ZM210 146V145H209ZM224 146V145H223ZM239 146H243V144H241V145H239ZM238 146V147H239ZM244 146V147H245ZM261 146H264V144H262ZM20 147V146H19ZM18 147V148H19ZM37 147V146H36ZM36 147L34 148V151H35V149H36ZM41 147H44V146H40V148ZM48 147L49 146H46L45 148H47L48 149ZM52 147V146H51ZM58 147V146H57ZM61 147V146H60ZM74 147V148H75ZM79 147H81V148H83V150L85 149V151H83L82 150V152L80 151L81 149H78ZM91 147V148H90ZM115 147H117V145H114V148ZM212 147V146H211ZM222 147V146H221ZM220 147V148H221ZM231 147V146H230ZM244 147H242V148H244ZM56 148V147H55ZM89 148H90V150H89ZM112 148H113V146H112ZM213 148H216L217 149V146L215 145V147H212V149ZM224 148V147H223ZM226 148V147H225ZM235 148H237V147H235L234 146V149ZM246 148H248V151L250 150V148L249 147H246ZM260 148V147H259ZM264 147H262V148H260V149H263ZM5 148H3V150H4ZM20 149V148H19ZM23 149V148H22ZM22 149H20L21 151H22ZM57 149V148H56ZM61 149V148H60ZM59 149V150H60ZM107 149V150H106ZM204 149H206L205 151H204ZM210 149V148H209ZM233 149V150H234ZM239 149H241V147L239 148ZM251 149H254V148H251ZM256 149H254V150H256ZM17 150V149H16ZM31 150V149H30ZM29 150V151H30ZM37 150H39V149H37ZM45 150V149H44ZM58 150V149H57ZM116 150V149H115ZM124 150V151H125ZM130 150V151H131ZM133 150H132V153H133ZM198 150V152H196ZM211 150V149H210ZM232 150V151H233ZM246 150V149H245ZM253 150V151H254ZM8 151H10V149L8 150ZM24 151V150H23ZM23 151H22V153H23ZM28 150H27V155L29 154L28 152H29ZM43 151V150H42ZM41 151V152H42ZM54 151V150H53ZM78 151H80V152H78ZM110 153V155L112 156V157H110L109 156V153ZM114 151V150H113ZM119 151H121L122 152V150L120 149ZM209 151V150H208ZM213 150H211V152H212ZM216 151V150H215ZM218 151V150H217ZM224 151V150H223ZM228 151H229V148H228ZM231 151V152H232ZM248 151H246V154H247V152ZM251 151V150H250ZM259 150L257 149V151L256 152H258ZM261 151V153L259 152L258 154H262V150H260ZM264 151V150H263ZM2 152V151H1ZM18 152H19V150H18ZM50 152V151H49ZM55 152V151H54ZM58 152H61V151H58ZM72 152H74V150L72 151ZM71 152V149H70V152L69 153H72ZM102 152H101V154H102ZM154 154V156L155 155H157L156 156V158H160L161 159V161H160V159H159V161H155V163L156 164H158V162H160V164H162L163 163V170H166V171H164L163 173L164 174H161L162 172H160V175H154V173H153V180L152 181H150L149 183H152L151 185H147V187L149 188H144L145 190H142L143 191V193L142 192H138V191H141V190H136L137 191V194L135 195V192L136 191H133V189L135 188V186L133 185V183L132 182H134V179H137L138 181L140 180L141 182L142 181H147L148 179L146 178L147 176L149 177V175L150 174H152V169L154 170V166H156L155 165V163L153 162V161H151V155H152V153ZM193 152V153H192ZM220 152V151H219ZM218 152V154H220ZM230 152V151H229ZM233 152H235V151H233ZM252 152V151H251ZM10 153V152H9ZM25 153V152H24ZM23 153V154H24ZM32 153H33V151H32ZM35 153V152H34ZM39 153V152H38ZM45 153V152H44ZM77 153L75 154V155H77ZM108 153V154H107ZM123 153V152H122ZM126 153H128V151H126ZM213 153V152H212ZM216 153V152H215ZM224 153H225V151H224ZM228 153V152H227ZM226 153V155H229V153L227 154ZM243 153V152H242ZM250 153V152H249ZM20 154V153H19ZM40 154V153H39ZM43 154V153H42ZM50 154V153H49ZM61 154V153H60ZM67 154V153H66ZM73 154V153H72ZM117 154V153H116ZM230 154H232V153H230ZM235 155H236V152L234 153ZM239 155H241V153H238ZM237 154V155H238ZM251 155H254V154H252V153H250ZM18 155V154H17ZM26 155V154H25ZM33 156H34V154H32ZM36 155V154H35ZM68 155V154H67ZM103 155V154H102ZM114 155H115V153H114ZM124 155H125V153H124ZM217 155V154H216ZM224 155V154H223ZM243 155V154H242ZM242 155H241V157H242ZM256 155V154H255ZM5 156H6V159H5ZM15 156V155H14ZM45 156H47V154L45 155ZM54 156H57V155H54ZM73 156H74V154H73ZM78 156V155H77ZM76 156V157H77ZM87 156H89V154L87 155ZM92 156H94V155H92V152H91V157ZM100 156L101 155H99L98 157L100 158ZM120 156V155H119ZM123 156V155H122ZM211 156H213V154H211ZM257 156V155H256ZM78 157V158H79ZM104 157V158H105ZM125 157V156H124ZM134 157V158H133ZM219 157V156H218ZM227 157V156H226ZM225 157V158H226ZM231 157H232V155H231ZM245 157V156H244ZM249 157H250V155L248 156V161L250 160L249 159ZM260 157V156H259ZM259 157H256V159L257 158H259ZM11 158H13V157H11ZM15 158V157H14ZM20 158V157H19ZM40 158H41V155H40ZM55 158V157H54ZM83 158V157H82ZM102 158V157H101ZM110 158H112L111 160H109ZM119 158V157H118ZM136 158L134 159V160H136ZM149 158V159H148ZM212 158V157H211ZM214 158V157H213ZM212 158V159H213ZM237 158H240V157H237ZM243 158V157H242ZM242 158H240V159H242ZM251 158H255V156L254 157H251ZM262 158L264 159V153L262 154ZM29 159V158H28ZM33 159H34V157H33ZM36 159V158H35ZM47 157H46V162H47ZM63 159V158H62ZM69 159V158H68ZM73 159H74V157H73ZM72 159V160H73ZM84 159V158H83ZM88 159H90V158H88ZM92 159H93V157H92ZM92 159H90L91 161H92ZM98 159V158H97ZM96 159V160H97ZM103 159V158H102ZM105 159H107V158H105ZM147 159L148 160H150L151 162L150 163H148L149 161H147ZM209 159V158H208ZM222 159V158H221ZM223 159H224V157H223ZM230 160H231V158H229ZM239 159V160H240ZM255 159V160H256ZM262 159V160H263ZM17 160V159H16ZM30 160V159H29ZM45 160V159H44ZM56 160V159H55ZM59 160V159H58ZM76 160V159H75ZM89 160V161H90ZM94 160V159H93ZM104 160V159H103ZM117 160H119V159H117ZM124 160V159H123ZM147 161V164H146V162H144V166L142 165V163H143V161ZM152 160H155L154 159V157H153V159ZM211 160V159H210ZM210 160H208V161H210ZM214 160H216V159H214ZM238 160V159H237ZM245 160H247V158L245 157ZM261 160V158L258 160L257 159V161H260ZM8 161V162H7ZM12 161V160H11ZM21 161V160H20ZM23 161V160H22ZM37 161V160H36ZM36 161L34 160V162H35V164H36ZM53 161V160H52ZM51 161V162H52ZM69 161V160H68ZM78 161H80V160H78ZM77 161V162H78ZM82 161V160H81ZM84 161V160H83ZM82 161V162H83ZM88 161V162H89ZM218 161H220V160H218ZM227 161V160H226ZM225 161V162H226ZM243 161V160H242ZM247 161V162H248ZM18 162H19V160H18ZM24 162V161H23ZM22 162V163H23ZM50 162V161H49ZM56 162V161H55ZM54 162V163H55ZM59 162H61V161H59ZM58 162V163H59ZM70 162V161H69ZM74 162V161H73ZM76 162V161H75ZM125 161H123V163H124ZM193 162V163H192ZM232 162H233V160H232ZM234 162H235V160H234ZM241 161H239L238 162V165H239V163H240ZM247 162H246V165L247 166H249L248 164H247ZM250 162H252V160H250ZM249 162V163H250ZM254 162V161H253ZM31 163H32V161H31ZM98 165L94 168V166H93V164L92 165H90V166H87L86 164H85V162L84 163H82L83 165L85 164V166H87V168H85L84 170H83V168H79V167H77V168H79L78 169V171H75L76 169L74 168V166H73V164H72V167H69V168H67V170H65V173L63 172V173H60V171H58L57 169H56V167H53V163H51L52 164V166L51 165H49V171H48V173H50V178L52 177V179H54L53 177H58L59 178V180H60V178H61V180H65L66 179V181L67 180H69V178L71 177V178H76V176H77V178L79 177V178H81V176H84V175H86V174H88V172H89V174H90V171L91 170H89L90 169V167L92 166L94 169H92L93 171H94V173L96 172V174L100 171V169L102 168L103 169V167H105L106 165H104L103 163H105V161L102 163V161H101V164L97 161L96 162ZM107 164V166L108 165H110V164ZM189 163H191L190 165H187V164H189ZM195 163H196V165H195ZM212 163V162H211ZM221 163V162H220ZM242 163V162H241ZM243 163H245V162H243ZM242 163V164H243ZM264 163V162H263ZM21 164V163H20ZM20 164H19V166L18 165H16V166H18V167H20ZM35 164H33V166L35 165ZM79 164H81V163H79ZM89 164H90V162H89ZM106 164V163H105ZM115 164H117V162L115 163ZM203 164V163H202ZM202 164H201V166L200 165H198V166H200V168L202 169L203 167H202ZM214 164V163H213ZM251 164V163H250ZM257 163H255V165H256ZM37 165H39V163L37 162ZM43 165H44V162H43ZM48 165V164H47ZM59 165V164H58ZM68 165H69V163H68ZM102 165H104L103 167H102ZM118 165H120V164H118ZM191 165H193L192 167H191ZM208 165H210V163L208 164ZM219 165V164H218ZM218 165H216V166H218ZM222 165V164H221ZM228 165V163L226 164V166ZM236 165V164H235ZM244 165V164H243ZM245 165V166H246ZM259 165H260V163H259ZM263 165V164H262ZM261 165V166H262ZM15 166V165H14ZM16 166H15V168H16ZM28 166H29V163H28ZM51 166V167H50ZM54 166H56V164L54 165ZM71 166V165H70ZM77 165H75V167H76ZM106 166V167H107ZM112 166V165H111ZM114 166V165H113ZM121 166V165H120ZM158 166V165H157ZM161 166V165H160ZM159 166V168H160V170L159 171H161V167ZM220 166V165H219ZM218 166V167H219ZM224 166V165H223ZM229 166V165H228ZM228 166H227V169H228ZM252 166H253V163H252ZM257 166V165H256ZM10 167V166H9ZM22 167V166H21ZM27 167V166H26ZM37 167V166H36ZM39 167V166H38ZM62 167V166H61ZM91 167V168H92ZM105 167V168H106ZM109 168H110V166H108ZM214 167V166H213ZM233 167V166H232ZM236 166H234V168H230V166H229V168L230 169H236L237 170V168H235ZM250 167V166H249ZM28 168V167H27ZM34 168V167H33ZM62 168H64V167H62ZM115 168V167H114ZM118 168V167H117ZM164 168H166V169H164ZM200 168L198 169L197 168V170H199V172H201L202 170H200ZM211 168V167H210ZM221 168H223V167H221ZM239 168H242V167H239ZM250 168H252V167H250ZM264 167L262 166V169H263ZM19 169V168H18ZM59 169V168H58ZM101 169V171H103ZM107 170H108V168H106ZM158 169V168H157ZM193 169V168H192ZM195 169V168H194ZM216 169V168H215ZM243 169H245V167L243 168ZM248 168H246V170H247ZM253 169V168H252ZM257 169H259V167H257ZM107 170H105V171H107ZM217 170H219L218 168H217ZM217 170H216V172H217ZM225 170H226V168H225ZM224 170V171H225ZM239 170H241V169H238L237 171H239ZM251 170V169H250ZM255 170L256 169H254V173L256 174V172H255ZM22 171V170H21ZM47 171V170H46ZM93 171H92V175H93ZM100 171V172H101ZM111 171H112V169H111ZM111 171L109 172V173H111ZM159 171H158V173H159ZM194 171H196V170H194ZM207 171V170H206ZM231 170H228L227 171V173H229ZM252 171V170H251ZM257 171V170H256ZM20 172V171H19ZM62 172V171H61ZM87 172V173H86ZM108 172V171H107ZM107 172H106V175H108L107 174ZM113 172V171H112ZM197 172V171H196ZM212 172V171H211ZM260 171H258V173H259ZM262 172V171H261ZM264 172V171H263ZM47 173V174H48ZM119 173V174H120ZM203 173V172H202ZM207 173H209V172H207ZM207 173H205L206 175H208ZM217 173H219V172H217ZM216 173V174H217ZM231 173H233V174H235L236 172H234V171H231ZM246 173H248V171L246 172ZM15 174V173H14ZM96 174H94L93 175V177L96 175ZM113 174V173H112ZM111 174V175H112ZM115 174V173H114ZM156 174H157V172H156ZM200 174V173H199ZM213 174V173H212ZM211 174V175H212ZM215 174V173H214ZM233 174H231V175H233ZM249 174V173H248ZM264 174V173H263ZM18 175H26V178H27V182L25 183V182H23V181H20V180H24L25 181V178H23L22 176H21V178L22 179H20V177L18 176ZM40 175V174H39ZM41 175H43V173H41ZM79 175V176H78ZM103 175V174H102ZM110 175V174H109ZM108 175V176H109ZM193 175H194V172H193ZM192 175V176H193ZM201 175V174H200ZM200 175H198L197 174V176L196 177H199ZM210 175V174H209ZM244 175H246L245 173H244ZM242 176V177H244L245 178V176ZM257 175V174H256ZM255 175V176H256ZM13 176V177H12ZM74 176V177H73ZM88 176V175H87ZM97 176V175H96ZM116 176V175H115ZM114 176V177H115ZM120 176H122V175H120ZM161 176V177H160ZM203 176V175H202ZM205 176V175H204ZM220 176V175H219ZM224 176V175H223ZM227 176V175H226ZM234 176V175H233ZM233 176H231V178H233ZM238 176V175H237ZM251 176V175H250ZM263 176V175H262ZM261 176V178H263ZM43 177V178H42ZM85 177V179H86V176H84ZM88 177H91V176H88ZM92 177V178H93ZM97 177H99V175L97 176ZM102 177V176H101ZM113 177V179H115ZM118 177V179H120L119 178V175L117 176ZM195 177V176H194ZM217 177V176H216ZM228 177V176H227ZM226 177V178H227ZM247 177V176H246ZM252 177V176H251ZM251 177H249L250 179H251ZM257 177V176H256ZM9 178V179H8ZM38 178H42L41 179V181L39 182V184L37 183L39 180H37ZM56 178H55V180H56ZM88 179V181H92L93 182V184H95V183H98V180L97 179H99V178H93L94 180H97V182L96 181H93V179ZM108 178V177H107ZM111 179H112V177H110ZM157 178H161V180H160V182L161 181H165V183L167 182V185L166 184H162V182L160 183L159 182V180L157 179ZM225 178V177H224ZM225 178V179H226ZM229 178V177H228ZM227 178V179H228ZM230 178V180H232ZM236 178V175H235V177H234V179ZM241 178V177H240ZM240 178H236V180H238V179H240ZM260 178V177H259ZM11 179V180H10ZM14 179V181L12 182V184H11V182H10V184H8L9 183V181H12ZM20 179V180H19ZM35 181V179L37 180V184L39 185H37L35 182H33V180ZM47 179V178H46ZM84 179V180H85ZM105 179V178H104ZM112 179V181H114ZM143 179H145V180H143ZM150 179H152V178H150ZM149 179V180H150ZM206 179H208L207 177H206ZM218 179V178H217ZM220 179V178H219ZM233 179V180H234ZM242 180H245V179H243V178H241ZM241 179H240V181H241ZM247 179V178H246ZM255 179H257V178H255ZM9 180V181H8ZM20 182H22V183H19V181ZM30 180H32V182L30 181ZM148 180V181H149ZM198 180H200L199 178H198ZM254 180V179H253ZM258 180H260V179H258ZM264 180V179H263ZM263 180H261V181H259V183L260 182H262V184L264 183V181ZM44 181V180H43ZM46 182H47V180H45ZM44 181V182H45ZM136 181V180H135ZM139 181V182H140ZM196 181H197V179H196ZM195 181V182H196ZM209 181H210V178H209ZM218 181V180H217ZM225 181V180H224ZM235 181V180H234ZM239 181V180H238ZM238 181H235L236 183H238ZM248 181H249V179H247L246 180V182L248 183ZM250 181H252V179L250 180ZM255 181V180H254ZM254 181H252V182H254ZM8 182V183H7ZM42 182V183H41ZM53 182V181H52ZM82 182V181H81ZM92 182H90V183H92ZM110 182V181H109ZM137 182V181H136ZM139 182H137V184H139ZM198 182L199 181H197V185H198ZM199 182V183H200ZM226 182H228V181H226ZM235 182H234V184H235ZM256 182H257V180H256ZM255 182V183H256ZM57 183V182H56ZM63 182H61L60 183V186H61V188H63L65 191H66V193L69 191V189L68 188H71V186L70 185H68V182H67V184H66V182H64L63 184H62ZM76 183H78V182H76ZM86 183V182H85ZM89 183V184H90ZM103 184H104V182H102ZM101 183V184H102ZM106 184H108L107 182H105ZM132 183V184H131ZM146 183H148V182H146ZM148 183V184H149ZM164 183V182H163ZM192 183V184H191ZM241 183H242V181H241ZM241 183L239 184L240 186H241ZM251 183V182H250ZM250 183H248V184H246V185H249ZM254 183V184H255ZM258 183V182H257ZM41 184V185H40ZM46 184V183H45ZM52 184V183H51ZM53 184H55V181L53 182ZM91 185L92 187L94 186V185ZM106 184H104V185H106ZM110 184H112V183H110ZM115 184V183H114ZM114 184H112V185H114ZM123 184V185H122ZM134 184H135V182H134ZM195 184V183H194ZM209 184H212V183H209ZM220 184V183H219ZM232 184H233V182H232ZM231 184V185H232ZM233 184V185H234ZM244 184V182L242 183V185ZM244 184V185H245ZM251 184H253V183H251ZM254 184H253V186H254ZM262 184H261V187H262ZM96 185H98V184H96ZM95 185V187H94V189L92 188V189H89L90 191H92L93 190V193L95 192V191H99V188L100 189H102V187H99V186H101V185H99L98 187ZM142 185H143V182H142ZM144 185H145V182H144ZM145 185V186H146ZM166 185V186H165ZM213 185V184H212ZM237 185V184H236ZM239 185H237V186H239ZM244 185H243V187H244ZM46 186H50V185H47L46 184ZM57 186V185H56ZM67 186H69V187H67ZM79 186V185H78ZM85 186V185H84ZM134 186V187H133ZM141 186V185H140ZM199 186V185H198ZM198 186H195V187H197V189H199L198 188ZM200 186H201V184H200ZM211 186V185H210ZM218 186V185H217ZM223 186H225V184L223 185ZM227 186V185H226ZM229 186V185H228ZM249 186H251V185H249ZM260 186V185H259ZM67 187V188H66ZM72 187L74 188L75 186H73L72 185ZM106 187V186H105ZM104 187V188H105ZM110 187V186H109ZM139 187V186H138ZM144 187V186H143ZM230 187V186H229ZM234 187H235V185H234ZM233 187V188H234ZM247 187V186H246ZM245 187V188H246ZM255 187H257L256 185H255ZM254 187V188H255ZM12 188H11V190H12ZM45 188V187H44ZM48 188V187H47ZM59 188V187H58ZM103 188V189H104ZM113 188H114V186H113ZM112 188V189H113ZM115 188H116V186H115ZM131 188H133V189H131ZM212 188V187H211ZM214 188V187H213ZM218 188H219V186H218ZM232 188V189H233ZM63 189H61V190H63ZM96 189V190H95ZM116 189V190H117ZM147 189H148V191L150 192H148L147 191ZM226 189V188H225ZM237 189V188H236ZM235 189V190H236ZM240 189V188H239ZM238 189V190H239ZM244 189V188H243ZM242 189V190H243ZM249 189V188H248ZM256 189V188H255ZM259 189H262V188H260L259 187ZM4 190H6V191H4ZM10 189H8V193H9V191H11ZM95 190V191H94ZM105 190V189H104ZM110 190V189H109ZM183 190H186V191H184V192H186L187 193V195H186V193H182V191ZM213 190V189H212ZM218 190H222L221 188L220 189H218ZM230 191H231V189H229ZM229 190H228V192H229ZM254 190V189H253ZM253 190L250 192V194L253 192ZM263 190V189H262ZM262 190H260V191H258V189H257V191H258V193H261V191ZM13 191V190H12ZM18 191V192H17ZM74 191V190H73ZM107 191H108V189H107ZM214 191V190H213ZM223 191V190H222ZM227 191V190H226ZM241 191V190H240ZM244 191H247V189L246 190H243V192ZM264 191V190H263ZM75 192V191H74ZM89 192V191H88ZM101 192V191H100ZM105 192V191H104ZM111 192H112V190H111ZM116 192V191H115ZM196 192H198V190L196 191ZM221 192V191H220ZM243 192H240V193H243ZM255 192V191H254ZM13 193V192H12ZM13 193V194H14ZM15 193V194H16ZM61 193H63V192H61ZM96 193V192H95ZM98 193V192H97ZM142 193V194H141ZM200 193V192H199ZM199 193H196V194H199ZM201 193H202V191H201ZM202 193V194H203ZM219 193V192H218ZM223 193V192H222ZM226 193V192H225ZM230 193V192H229ZM233 193H235V194H233V195H235L234 197H235V199H236V197L238 196L237 194H238V192H237V194H236V192H234L233 191ZM240 193H239V195H240ZM246 192H244V194H245ZM247 193H248V191H247ZM11 193H9L8 194V196L10 197V198H8V197H6L5 195H2V199H4L3 197H5V199H7V200H9L10 201V199H12V197L14 198V199H16L15 197H14V195L12 196V195H10ZM24 194V195H25ZM68 194V193H67ZM80 194V193H79ZM84 194V193H83ZM91 194V193H90ZM99 194V193H98ZM102 194V193H101ZM101 194H99V195H101ZM112 194V193H111ZM131 194V196L130 197H136V198H134L135 200L136 199H141L140 201H138V200H136V201H138V202H141V204H144L145 203V207H144V211H143V206L141 205H138V202H136V203H134V204H137L136 206L138 207V209L136 208V206H135V208L133 207V204H132V202L134 201V200H132L131 202H130V205H128V207H127V202L129 201V200H127V195H130ZM132 194H133V196H132ZM187 196H185V195ZM224 194V193H223ZM232 194V193H231ZM263 194H264V192H263ZM262 193H261V195H263ZM1 195V194H0ZM59 195V194H58ZM57 195V196H58ZM88 195V194H87ZM95 195V194H94ZM99 195H97V196H99ZM109 195V194H108ZM107 195V196H108ZM115 195V194H114ZM135 195V196H134ZM184 195V196H183ZM196 197H195V196ZM213 195V194H212ZM248 195V194H247ZM252 195V194H251ZM256 195V194H255ZM258 195V194H257ZM257 195H256V197H257ZM261 195H260V197H261ZM17 196H18V194H17ZM23 196V195H22ZM28 196H29V198L30 199H28ZM56 196V197H57ZM91 199L92 198H95L96 196H94L93 197V194H91ZM199 196L201 197V194H199ZM216 196V195H215ZM223 196V195H222ZM232 196V195H231ZM240 196H242V195H240ZM259 196V195H258ZM78 197V196H77ZM88 197V196H87ZM101 197V196H100ZM102 197H103V195H102ZM121 197H122V199H121ZM126 197V198H125ZM129 197V196H128ZM138 197V198H137ZM218 197V196H217ZM229 198L228 199H230L231 197H230V195L228 196ZM234 197H233V199H234ZM242 197H247V196H242ZM248 197H249V195H248ZM247 197V198H248ZM254 197V196H253ZM0 198H1V196H0ZM67 198H70V199H67ZM86 198V197H85ZM98 198V197H97ZM109 198V197H108ZM108 198L107 199H105V201H104V203L106 202V205L103 203V208H101V209H103V211L105 210V217H106V220H107V222H114V218H115V215H114V211H112V208H114V206L117 204L116 202L118 201V199H117V201L115 202V201H110L111 203H108ZM112 198H113V196H112ZM202 198V197H201ZM251 196H250V200H251ZM261 198H263V197H261ZM261 198H257L256 200H257V203H259L258 202V199L260 200ZM5 199L4 200H2L3 201V204L1 205L0 204V207L1 206H3V205H5L4 204V201H5ZM25 199H26V201H25ZM115 199V198H114ZM113 199V200H114ZM124 199V200H123ZM125 199H126V201L127 202H124L125 201ZM130 199V198H129ZM219 199V198H218ZM217 199V200H218ZM246 199V198H245ZM264 199V198H263ZM6 200V201H7ZM22 200V201H23ZM30 202H29V201ZM131 200V199H130ZM227 200V199H226ZM237 200H238V198H237ZM239 200H240V197H239ZM244 200V199H243ZM2 201H0L1 203H2ZM5 201V202H6ZM8 201V203H10ZM98 201H99V199H98ZM101 201V200H100ZM225 201V200H224ZM229 201H231V200H229ZM255 201V200H254ZM261 201V200H260ZM13 202V201H12ZM57 204H56V203ZM74 202V203H73ZM87 202H88V200H87ZM95 202V201H94ZM97 202V201H96ZM116 204H115V203ZM143 202V203H142ZM217 202V201H216ZM219 202V201H218ZM228 202V201H227ZM240 202V201H239ZM7 203V204H8ZM13 203H15V202H13ZM78 203V202H77ZM84 203H86L85 201H84ZM99 203V202H98ZM225 203H226V201H225ZM225 203H224V205L223 206H225ZM232 203H234V202H232ZM236 203H238V202H236ZM245 203H246V201H245ZM248 203H250L249 202V200H248ZM253 203V202H252ZM30 205V207L32 206V210L34 209L33 208V205ZM79 204V203H78ZM94 204V203H93ZM223 204V203H222ZM235 204V203H234ZM241 204V203H240ZM242 204H243V202H242ZM251 204V203H250ZM10 205V204H9ZM11 205H13V204H11ZM24 205V204H23ZM76 205V206H75ZM105 205V206H104ZM117 205H119V204H117ZM116 205V206H117ZM122 205H120V206H122ZM221 205V204H220ZM229 205V204H228ZM237 205V204H236ZM244 205V204H243ZM247 205V204H246ZM249 205V204H248ZM261 205V204H260ZM8 206V205H7ZM83 206V205H82ZM95 206H97V204L95 205ZM217 206V205H216ZM231 205H229V207H230ZM251 206H252V208H251ZM250 206V209H254L253 208V205H251ZM5 208H6V205L4 206ZM4 207L1 209V210H3L4 209ZM11 207V206H10ZM10 207L8 206L7 207V209L8 210H10L9 212L10 213H12V210L10 209ZM13 207V206H12ZM26 207V206H25ZM75 207V208H74ZM80 207V206H79ZM91 207V206H90ZM141 207V208H140ZM232 207H234L235 208V206H232ZM245 207V206H244ZM248 207V206H247ZM247 207H246V210H247ZM260 211H261V209H264L263 207H264V205H263V207L262 206H256ZM261 209H260V208ZM40 208H36V209H39V211H40ZM88 208V207H87ZM96 208V207H95ZM124 208V207H123ZM139 208L140 209H142V211L140 210V211H138L139 210ZM201 208V207H200ZM242 208V207H241ZM99 209V208H98ZM117 209H119V207H117ZM228 209V208H227ZM236 209H238V208H236ZM5 210V209H4ZM14 210V211H15ZM84 210V209H83ZM92 210V209H91ZM232 210V209H231ZM40 211V212H41ZM98 211H100V210H98ZM240 211H243V210H240ZM257 211V210H256ZM264 211V210H263ZM4 213L3 214H7L8 212H6V211H3ZM31 212V213H30ZM35 212V211H34ZM37 212V211H36ZM87 212V211H86ZM90 212V211H89ZM114 212V213H113ZM117 212V211H116ZM121 212V211H120ZM222 212V211H221ZM220 212V213H221ZM225 212V211H224ZM232 212V211H231ZM248 212H249V210H248ZM251 212V211H250ZM254 212H255V210H254ZM259 212V211H258ZM1 213V212H0ZM14 213V212H13ZM12 213V214H13ZM93 213V212H92ZM91 213V216L93 215ZM103 213V214H104ZM119 213V212H118ZM228 213H229V211H228ZM235 213V212H234ZM244 213V212H243ZM256 213V212H255ZM12 214L11 215H9V214H7V217H8V215H9V217L10 216H12ZM40 214V213H39ZM64 214V216H63V218H62V215ZM97 214H99V212L97 213ZM103 214H102V216H103ZM117 214V213H116ZM122 214V213H121ZM219 214V213H218ZM223 214V213H222ZM245 214V213H244ZM250 214V213H249ZM257 214V213H256ZM261 214H263V213H261ZM119 215V214H118ZM150 215V217H152V218H150L149 217V220H147L146 218H148V216ZM233 215V214H232ZM251 215H252V213H251ZM258 215H259V213H258ZM257 215V216H258ZM4 216V215H3ZM2 216V217H3ZM14 216V217H15ZM82 216H84V214L82 215ZM117 216V215H116ZM216 216V215H215ZM231 216V215H230ZM234 216V215H233ZM232 216V217H233ZM240 216V215H239ZM248 216V215H247ZM254 215H252V217H253ZM262 216V215H261ZM260 216V217H261ZM5 217V216H4ZM88 217V216H87ZM96 217V216H95ZM101 217V216H100ZM104 217V218H105ZM225 217V216H224ZM243 217V216H242ZM250 217V216H249ZM118 218V217H117ZM217 218V217H216ZM226 218V217H225ZM228 218V217H227ZM244 218V217H243ZM251 218V217H250ZM5 219H7V218H5ZM86 219V218H85ZM85 219L84 220H82V221H85ZM88 219H90V218H88ZM231 219V218H230ZM245 219V218H244ZM249 219V218H248ZM8 220V219H7ZM116 220V219H115ZM119 220V219H118ZM151 220H152V222H151ZM213 220V221H212ZM233 220V219H232ZM235 220H236V216H235ZM240 220V219H239ZM238 220V221H239ZM246 220V219H245ZM263 220V219H262ZM13 221H15L14 223H13ZM79 221V222H78ZM93 221H94V219H93ZM102 221V220H101ZM101 221H98V222H101ZM105 221V220H104ZM120 221V220H119ZM141 221V222H142ZM230 221V220H229ZM243 221V220H242ZM257 221H258V219H257ZM8 222V221H7ZM13 223V225H11L12 223ZM90 222H91V220H90ZM142 222V223H143ZM214 222V224L215 225H213V227H215V228H213L212 227V223ZM225 222H226V220H225ZM231 222V221H230ZM233 222V221H232ZM9 223V222H8ZM7 223V224H8ZM26 223V225H24ZM80 223H82V222H80ZM92 223V222H91ZM242 223V222H241ZM245 223V222H244ZM250 223V222H249ZM252 223V222H251ZM257 223V222H256ZM87 225H88V223H86ZM93 224H95V223H93ZM103 224H104V222H103ZM112 224V223H111ZM118 224V223H117ZM116 224V225H117ZM230 224V223H229ZM262 224V223H261ZM3 225H4V223H3ZM6 225V224H5ZM98 225V224H97ZM96 225V226H97ZM99 225H100V223H99ZM102 225V224H101ZM151 225V226H150ZM219 225V224H218ZM233 225V224H232ZM235 225V224H234ZM254 225V224H253ZM259 225V224H258ZM258 225H257V228H258ZM104 226V225H103ZM106 226V225H105ZM119 226V225H118ZM124 225H121V227H123ZM142 226V227H141ZM220 226V227H221ZM241 226V225H240ZM246 226H248V225H245V227ZM2 227V226H1ZM4 227V226H3ZM6 228H5V232H6V230H7V232H8V234H4V233H1V239L3 240V241H5L4 243L5 244H7L8 243V246L10 245V244H12V246H13V249H15L14 248V245L15 244H17V243H15V244H13L14 242H12L13 241V239L11 240V238H12V232H10L9 233V231H10V229L8 230V228H7V226H5ZM84 227V228H83ZM93 227V226H92ZM116 227V226H115ZM125 227V226H124ZM134 227V226H133ZM132 227V228H133ZM219 227V226H218ZM226 227H228L227 229H226ZM261 227V226H260ZM12 228V230H13V232L15 231V235L14 236H16L17 235V232L18 231H16V230H14ZM82 228V229H81ZM94 228V227H93ZM103 228H105V227H103ZM107 228V227H106ZM105 228V229H106ZM110 228V227H109ZM118 228V227H117ZM135 228V227H134ZM141 228H143L142 230H141ZM221 228V229H222ZM230 228V229H229ZM237 228V227H236ZM25 230V232H24V230ZM69 229V230H68ZM238 229V228H237ZM240 229V228H239ZM256 229V228H255ZM29 230V229H28ZM31 230H33V231H31ZM65 230V231H64ZM79 230H80V233H79ZM94 230V229H93ZM117 230V229H116ZM119 230V229H118ZM121 230V229H120ZM126 231L127 230V228H124V229H122V233H123V231ZM131 230V229H130ZM133 230H135V229H133ZM254 230V229H253ZM259 230V229H258ZM4 231V230H3ZM69 231V232H70ZM97 231H101V230H97ZM96 231V232H97ZM129 231V230H128ZM226 231H227V233H226ZM251 231V230H250ZM250 231H249V233H250ZM64 232H67L66 234L64 233ZM110 232V231H109ZM134 232V231H133ZM241 232H242V230H241ZM12 233V234H11ZM103 233V232H102ZM113 233V232H112ZM125 233V232H124ZM126 233H128V232H126ZM138 233V232H137ZM245 233H247V230H246V232ZM10 234V235H9ZM65 234V235H64ZM73 234V233H72ZM71 234V236L72 237H74V235H72ZM133 235H134V233H132ZM244 234V233H243ZM19 235H17L16 237H18V239H20L19 238ZM94 235V234H93ZM99 235V236H98ZM108 235H109V233H108ZM111 235H113V234H111ZM119 235V234H118ZM247 235H249V234H247ZM103 236H104V234H103ZM125 236H126V234H125ZM139 236V237H138ZM108 237V236H107ZM118 237V236H117ZM116 236H115V238H117ZM127 237V236H126ZM147 237H154V239H155V241H156V243H158V245H160V246H157L158 247V249H155V248H157L156 246H155V248H154V246L153 245H155V244H153V245H151L149 242H150V240L149 241H147L146 240V238ZM250 237V236H249ZM42 238V239H41ZM67 238V237H66ZM102 238V239H101ZM113 238V237H112ZM35 239H37V237H35L34 239H33V241H36ZM74 239V240H73ZM89 239V240H88ZM129 239H131V238H129ZM247 239V240H246ZM14 240H16L15 238H14ZM21 240V239H20ZM20 240H19V242L18 243H20ZM41 240V241H40ZM96 240V242H94ZM124 240V239H123ZM127 240V239H126ZM135 240V239H134ZM153 240V239H152ZM18 240H16V242H17ZM67 241H69V240H67ZM71 241H69V242H71ZM116 241V240H115ZM120 241H121V239H120ZM136 241V240H135ZM135 241H133V243L135 242ZM7 242V243H6ZM114 242V241H113ZM117 242V241H116ZM154 242V241H153ZM249 242V243H248ZM10 243V244H9ZM68 243V242H67ZM120 243V242H119ZM125 243H126V241H125ZM151 243H152V241H151ZM33 244H36V243H34V242H32V245ZM120 244H123V242L122 243H120ZM70 245V244H69ZM118 245V244H117ZM128 245H130V244H128ZM11 246V247H12ZM35 246H36V248L37 247H39L40 248V250H42L43 249V251L45 252V254H43V252H41L40 250L39 251H34V249L35 250H38L39 248H35ZM66 246H68L67 248H66ZM131 246V245H130ZM16 247H17V245H16ZM19 247H20V245H19ZM124 247V246H123ZM123 247L121 248V249H123ZM18 248V247H17ZM130 248V247H129ZM133 248V247H132ZM8 249V248H7ZM12 248H11V250L12 251H14ZM19 250H20V248H18ZM45 249V250H46ZM71 249V248H70ZM71 249V250H72ZM121 249H118L119 251L121 250ZM17 250V249H16ZM161 250V251H160ZM70 251V250H69ZM73 251V250H72ZM132 251V252H133ZM17 252H20V251H17ZM24 252V251H23ZM39 252H41V253H39ZM14 253V252H13ZM24 254L25 256L24 257H26L27 256V254ZM46 253H47V255H46ZM69 253V252H68ZM23 254V253H22ZM21 254V255H22ZM52 254H50L49 255V257L52 255ZM53 254V255H54ZM72 254H74V255H72ZM133 254H136V255H133ZM35 257H34V256ZM39 255H44L43 256V258H41V256L40 257H38ZM52 255V256H53ZM133 255V256H132ZM23 256V255H22ZM68 256H67V258H68ZM135 256V257H134ZM13 257V256H12ZM15 258H16V256H14ZM28 257V256H27ZM38 257V258H37ZM54 258V256L51 258H48V259H46V261H47V263L49 262V260H50V262H49V264L51 263V261H52V259ZM69 258V260L71 261V259ZM23 260V258H20V260ZM34 259V260H33ZM129 259H131V260H129ZM36 260V262H38ZM42 260V261H43ZM74 260V262H76ZM17 261V260H16ZM24 261V260H23ZM32 261H30V263L31 264H33L32 263ZM41 261V262H42ZM46 261L44 260V263L43 264H46ZM54 261H55V258H54ZM54 261L51 263V264H54ZM66 261V260H65ZM65 261H63V263H61V264H64V262ZM21 261H19V263H20ZM36 262H35V264H36ZM40 261L38 262L39 264L41 263ZM55 262V263H56ZM60 262V263H59ZM69 262V261H68ZM67 261H66V263H68ZM136 262V261H135ZM139 262V261H138ZM143 262V261H142ZM141 262V263H142ZM207 262V263H206ZM28 264H29V262H27ZM26 263V261H25V263L24 264H27ZM41 263V264H42ZM56 263V264H57ZM70 263H73V261L72 262H70ZM21 264H22V262H21ZM74 264H77V263H74ZM135 264V263H134ZM143 264H145V262L143 263Z\"/></svg>", "mask_w": 264, "mask_h": 264}]
</instances>
